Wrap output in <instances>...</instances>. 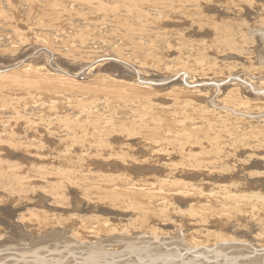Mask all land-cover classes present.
I'll list each match as a JSON object with an SVG mask.
<instances>
[{
  "label": "bare ground",
  "instance_id": "bare-ground-1",
  "mask_svg": "<svg viewBox=\"0 0 264 264\" xmlns=\"http://www.w3.org/2000/svg\"><path fill=\"white\" fill-rule=\"evenodd\" d=\"M14 1H17V0H0V7H2L3 9H5V10H11L12 11V9H11V3H13ZM21 1V5L23 6V7H27V8H29V7H31V9H35V8H32V6L34 5V1L36 2V0H20ZM50 1H52V0H50ZM37 2H40V1H37ZM43 2V1H42ZM42 2H41V4H42ZM53 2H54V0H53ZM55 2H56V0H55ZM57 2H59V1H57ZM56 2V3H57ZM60 2H61V0H60ZM64 5L65 4H68V5H71V6H73V7H75V9H77V7H85V9L87 8L88 10H89V14L88 13H86L85 15L83 14V15H79V14H81V13H79L78 15L80 16L78 19H77V23L78 22H80V24L82 25H86V26H90V27H92V29L94 28L95 29V27H96V25L98 24V27L97 28H99L100 27V30L101 29H103V28H107V27H105L106 25H109V23H110V20L113 22V21H117V18H119L120 16L121 17H123V18H125L126 19V17H130V18H128V20H129V22H131L130 24H132L133 25V20L135 21L136 19H137V21H139V20H144V21H146V22H148V20L150 21L151 20V22H149V23H152L154 20V24L152 23L151 24V27H152V25H154L155 26V24L156 23H158V22H160L159 21V19H162V18H160L159 17V19L157 20V22H156V19H155V17H156V15L158 14L159 15V13L160 14H162V16H164V17H166V18H168V17H172V21L174 20V24L173 23H171L170 22V24H167V23H163L165 26H164V30H165V27L167 26L168 28H169V26H171V24H172V26L175 28V30L174 29H171L170 31H172V30H174V37H172L173 36V34H170V35H172V36H170V37H172L170 40H172L173 42L172 43H174V46H171V44L169 43L170 42V40H169V42H168V39L170 38H168V37H166L167 36V34H166V32H165V34H166V36H164V34L163 33H161V31L160 30H158L157 28H158V25L157 26H153V30L156 28L157 30H158V33L157 32H152V31H150V32H152L154 35L153 36H156V39H158L159 40V38L161 39L160 40V44H161V46H163V47H166L165 48V50L163 51V52H165L166 54H170V55H173V56H175V55H177L176 57H172V59L174 60V61H176V59H178V61L177 62H175V64H174V62H173V60L172 59H170V62L171 63H168L166 66H162V65H160V66H162L163 68H164V70L161 72V73H159L158 75L159 76H157L156 74H153L152 76L153 77H155V76H157L159 79H157V77H155V79L156 80H154V79H147V77H145V75H143L146 79H143V78H138V81H135V82H138L139 83V79H143L144 80V82L145 81H152V83L154 84V83H158V84H160L159 86L156 84V86H157V89H158V92H160V93H157V95H155V97L156 96H159V97H164L165 98V100H170V103H171V101H172V105L171 104H169V102H168V104L169 105H166L165 103H166V101H165V105H163V104H160V106L158 107L159 108V111L161 112V114H163V116H165V118L167 119V121L169 122V124L168 125H170L171 127H173V128H177V126L179 127V128H181L180 129V133L178 132V134H177V137H176V134H175V139L174 140H172L171 142H166L167 144H161L162 146H164V147H169V145H171L173 148H175L176 150H178L179 152L177 153V154H175V155H179L181 158H183L184 159V162H185V165H182L183 167H188V168H190V169H184L183 167H182V169H180V166L178 165V166H176V165H169V164H166V163H164L165 165H167L168 166V169L166 170L167 172H168V176L167 177H163V179L161 178V180H159V181H155L156 182V184H153V183H149V184H145L144 185V187H147V188H141V187H143V186H141V187H139L138 189L137 188H135L134 187V185H131V186H133L134 187V191H136L137 192V194H135L137 197H138V199H136V203L135 204H132V205H130V203L133 201V200H135V199H133L131 202H128L129 203V205L128 206H133V210H129L130 212L131 211H133L134 213H131V214H139V215H141V219L140 220H138L137 218H139L138 216L137 217H135L134 216V219H132V218H130L129 220H127V221H131V223H130V229H132L131 227H133V226H135V224H136V227H133V229L132 230H130V231H128L127 229H124V228H126V226H127V223H125L126 225H125V227L123 228L122 227V229L121 228H118V227H116L115 226V224H117V223H115V224H113L112 223V219L114 220V219H117L116 218V216H118V218L119 217H124V219L127 217V215H125L124 214V212H123V214L122 213H120V212H117V211H115V212H108L107 210H105V208L104 209H102L101 207L98 209V210H96L97 208H93V207H90L89 205H90V203L88 204V207L89 208H85L84 206H81V204H79L80 202H77V194L75 193V192H77L78 190L76 189V186H75V190H77V191H75V190H72L71 189V196L70 197H67V198H70L71 199V207L68 205V207H69V209H72L71 211L72 212H74L73 214H71V217H69V218H67V221H66V223L64 224V228H63V232L65 233V236L67 235V232L69 231V229L70 228H73V230H74V228L77 226V224H78V222L76 221V220H81V227H82V232H83V237L80 235V234H78V235H80L81 237L79 238V239H77V237L76 236H74V238H73V240L72 241H67L68 242V244L70 245V244H72V245H75V246H78L79 248V251L78 252H81V254H79L78 256H83V259H82V262L83 263H88V264H107L108 262H105V258H104V254H109V252L110 251H106L107 250V248H106V246L105 245H103L104 243H109V242H111V243H113V244H115V245H119L120 246V244L122 245V246H124L125 248H124V250L126 249H128V250H130V254H132L133 255V253H135V255H137V259L135 258H133L135 261H137L138 262V264H142L143 263V261L142 262H140V260H143V259H147L148 260V263H145V262H147V260H144L145 262V264H162V262L165 260H167L168 259V261H169V258H168V256H172V257H174V259L176 258V259H181L180 260V264H195L196 262L195 261H197V259L198 258H201L200 256H202V258H208V255H210V254H213V255H210V256H212V258H214L215 260H216V263L215 264H234V263H236L237 264V261H238V259H240L239 257H241V258H243L242 256H248L249 258H250V255L252 256V254H254L256 251H253V250H258V251H262V253H257V254H254L255 256H254V258H253V256L251 257V259H249V260H247V261H245L246 263H251V262H255V260H257L256 262L257 263H259L260 264V262H261V264H264V253H263V251H264V193H262V192H258V191H253V190H256V189H259L258 187H260L262 190H264V154H262V149H263V147H264V0H240V1H238V3L236 4V5H234V6H232V7H228V5L230 4V2H229V0H64ZM52 3V2H51ZM40 4V3H39ZM59 4V3H58ZM61 4V3H60ZM59 4V5H60ZM67 5V6H68ZM46 7L48 6V4H46L45 5ZM63 6V5H62ZM219 6H221V7H219ZM40 7H41V5H40ZM50 7V6H49ZM55 7V9L53 10L54 11V15H57L58 16V18H60V19H65L67 16V19L68 18H73V16L72 15H70L72 12H71V10H74L72 7H70V8H72L71 10H70V12L71 13H66L65 11V13H62V7H61V5H60V7H58V6H54ZM53 7V8H54ZM64 7V6H63ZM68 7V8H69ZM227 7V11L225 10V8ZM8 8V9H7ZM37 8H38V6H37ZM36 8V9H37ZM43 8V7H42ZM65 8V7H64ZM69 8V9H70ZM66 9V8H65ZM47 10H49V8L47 9ZM78 10V9H77ZM82 10V9H81ZM44 11V10H43ZM43 11H41V13L43 12ZM52 10L50 11V12H53ZM69 11V10H68ZM67 11V12H68ZM13 13H15L16 11L15 10H13L12 11ZM26 13H27V10L25 11ZM29 12V11H28ZM73 12H75V10L73 11ZM205 12H208L210 15H204V13ZM5 12L4 11H2L1 9H0V33H3V34H5V35H9V37H10V35H11V37L10 38H8V36H7V38L5 39V38H3V39H0V60H2V62H4V63H9V62H12L13 64H12V66H5L4 64H0V97L1 96H3L4 98H7L8 100H10L13 96H20V97H17L15 100H16V102H15V104H17V103H19V106H20V104L21 105H23L20 109H23L24 111L26 110V105H28V110L29 111H31L30 113H32V111L33 112H37V111H39L40 109V111H39V113L43 110V109H47V110H51L50 112H52V111H57V109L59 108V106L60 107H62V105H63V108H62V110L63 109H68V107H66V108H64V104H65V102H64V104L62 103V101H61V103H60V101H58L57 103L55 102V100L54 99H51V98H48L49 99V101H48V99H47V102H49V104H48V106H46L45 107V105L43 104L44 102L42 101V102H40L41 104L39 105V104H36V96L37 95H39V94H41V93H43V92H45L46 94H50L51 96H54V94H56V93H54V89H56V88H60V89H64V88H66V89H73V90H78V91H80L81 89L83 90L84 89V84H83V86H82V84L80 83V82H77V80H75L74 78H70V77H66L65 75L66 74H63V76H61V75H58V73L57 72H54V71H48L49 69H47V67L45 66L46 65V63L44 64V66L46 67H44V66H38V64L35 66V64H34V62H35V60H34V56H32L33 57V59L31 60V61H29V62H25L24 60H22V61H24L23 63H20V59L21 58H23V57H25L26 55V53H28L29 51H30V49L27 51V52H23V49L25 48V49H28L29 47L28 46H30V45H28L27 46V42L28 41H26L27 39L26 38H24V35L25 34H29L32 30H31V27L30 28H28L27 26H28V24L26 25V23L28 22V20H27V22L26 23H23V20H22V22L20 21H17L16 20V18H13V19H15L14 21L10 18V16L11 15H7L6 13L4 14ZM12 13V14H13ZM23 13V12H22ZM78 13V12H77ZM11 14V13H10ZM49 14V13H48ZM97 15L98 17H99V19H98V21H94V22H89V20H92L91 18V16H93V15ZM14 15V14H13ZM17 14H15V16H16ZM19 15H21V13L19 12ZM35 15V14H34ZM45 15V14H44ZM43 15V16H44ZM23 16V15H22ZM36 16V15H35ZM42 16V18H44ZM46 16H48V15H46ZM56 16V17H57ZM159 16H161V15H159ZM202 16H203V18H202ZM26 17V16H25ZM29 17V16H28ZM49 17V16H48ZM63 17V18H62ZM74 17H76V16H74ZM78 17V16H77ZM89 17V18H88ZM174 17V18H173ZM38 18V17H37ZM36 18V19H37ZM46 18V17H45ZM44 18V19H45ZM50 18V17H49ZM97 18V17H96ZM133 18V19H132ZM165 18V19H166ZM28 19V18H27ZM56 19V18H55ZM67 19H66V21H67ZM115 19V20H114ZM120 19V18H119ZM124 19V20H125ZM139 19V20H138ZM164 19V20H165ZM50 20V19H49ZM95 20V19H94ZM128 20H127V23H128ZM153 20V21H152ZM161 21V23H160V25L162 24V22H166V21ZM57 21V20H56ZM143 21V22H144ZM50 22V21H49ZM54 22V21H53ZM61 22H62V20H61ZM70 22V21H69ZM141 22V21H140ZM139 22V23H140ZM146 22H145V24H146ZM40 23V22H39ZM63 23V22H62ZM61 23V24H62ZM115 23V22H114ZM113 23V24H114ZM118 23V22H117ZM122 23H124L123 21H122ZM142 23V22H141ZM33 24V23H32ZM38 24V23H37ZM112 24V23H111ZM126 24V23H125ZM130 24H129V26H130ZM163 24H162V26H163ZM34 25V24H33ZM74 25V24H73ZM79 25V24H78ZM116 25H119V23L118 24H116ZM141 25V24H140ZM147 25H149V24H147ZM36 26V25H35ZM40 26V25H39ZM54 26V25H53ZM65 26V25H64ZM67 26V25H66ZM65 26V27H66ZM70 26V25H69ZM112 26H115V24L114 25H112ZM111 26V27H112ZM124 26V25H123ZM135 27L137 26V25H134ZM143 26V25H142ZM146 26V25H145ZM145 26H143V27H145ZM150 26V25H149ZM25 28V34H24V30L23 29H19V28ZM41 27V26H40ZM51 27V26H50ZM74 27V26H73ZM73 27H72V29H73ZM80 27V26H79ZM79 27H76L77 29V31H78V28ZM109 27V26H108ZM116 27V26H115ZM115 27H112L111 29L113 30V28H115ZM117 27H119V26H117ZM131 27H133V26H131ZM151 27H148L149 28V30H150V28ZM46 28V27H45ZM48 28V27H47ZM57 28V27H56ZM71 28V27H70ZM83 28H86V27H84L83 26ZM110 28V27H109ZM109 28L107 29V31L109 30ZM121 27H119V29H120ZM147 28V27H146ZM159 28H161L160 26H159ZM163 28V27H162ZM32 29H34L33 28V26H32ZM41 29V28H40ZM44 29V28H43ZM50 29V28H49ZM54 29V28H53ZM57 29H59V28H57ZM72 29L70 30V31H72ZM80 29H82V28H80ZM79 29V30H80ZM93 29V30H94ZM111 29H110V31H111ZM123 29V28H122ZM121 29V30H122ZM135 28H132V30H134ZM141 29L144 31L145 29H143L142 27H141ZM19 30H23V32H20ZM28 30V31H27ZM51 30V29H50ZM117 30V29H116ZM119 31V30H117V33L118 32H121V33H123V32H126V31ZM124 30V29H123ZM126 30V29H125ZM129 30V29H128ZM127 30V31H128ZM138 30H139V28H138ZM137 30V31H138ZM147 30V29H146ZM34 31V30H33ZM52 31V30H51ZM50 31V32H51ZM55 31H57V30H55ZM68 31V30H67ZM69 31V32H70ZM76 31V32H77ZM96 31H97V29H96ZM103 31H104V29H103ZM107 31L105 32V34L107 33ZM135 31V30H134ZM136 31V32H137ZM167 31V33H169V31L168 30H166ZM39 32V31H38ZM40 32H42V31H40ZM39 32V33H40ZM53 32V31H52ZM52 32L50 33V34H52ZM61 32V31H60ZM81 32H84V31H82L81 30ZM93 33H94V31H92ZM98 32V31H97ZM131 32V31H130ZM135 32V33H136ZM149 32V33H150ZM32 33V32H31ZM34 33V32H33ZM32 33V34H33ZM38 33V34H39ZM62 34L64 33V32H61ZM68 32H66L65 31V34H67ZM72 33H74V32H72ZM108 33H110V32H108ZM116 33V32H115ZM131 33H133V32H131ZM138 33V32H137ZM146 33H148V31L146 32ZM148 33V34H149ZM151 33V34H152ZM171 33V32H170ZM3 34H0L1 36L3 35ZM47 35H48V33H46ZM56 34V33H55ZM55 34H52V35H55ZM64 34V35H65ZM84 34V33H83ZM99 33H97V36H99L98 35ZM114 34V33H113ZM120 34V33H119ZM125 34V33H124ZM128 34H129V32H128ZM127 34V35H128ZM141 34V33H140ZM139 34V35H140ZM151 34H149V35H151ZM30 36H31V34H29ZM70 35H73V34H70ZM76 36H77V38H78V41H81V42H83V40H86L85 38H83V37H88L87 36V33L86 34H84V35H82L80 38L78 37V35H79V33H78V35H77V33L75 34ZM111 35V34H110ZM114 35H117V34H114ZM121 35H123V34H121ZM121 35L119 36L118 35V37H119V39H123V38H120L121 37ZM139 35H137V34H135V37H136V44H134L135 45V53H137L138 54V56H139V54L141 55V54H143V53H145L146 52V50L147 51H149V45H147V44H145L144 43V41H143V39L145 38V36L144 35H146V34H144V32H143V35H142V37L143 38H141ZM0 36V37H1ZM26 36V35H25ZM124 36H126V35H124ZM130 36L131 35H129V38H130ZM148 36V35H147ZM169 36V35H168ZM6 37V36H5ZM37 37V36H36ZM62 37V36H61ZM60 37V38H61ZM69 37V36H68ZM93 37V36H92ZM117 37V38H118ZM133 37V36H132ZM131 37V38H132ZM150 37V36H149ZM56 38H58L57 36H56ZM60 38H58V39H60ZM65 38V37H64ZM88 38H90V37H88ZM95 38H96V35H95ZM100 37H98V39H99ZM105 38V37H104ZM103 38V39H104ZM108 38V41H109V43H110V37H107ZM116 38V39H117ZM128 38V37H127ZM155 38V37H154ZM153 38V39H154ZM25 39V40H24ZM36 39V38H35ZM38 39V38H37ZM51 39V38H50ZM67 41H69V40H71L70 38H69V40H68V38H65ZM72 39H73V37H72ZM76 39V38H75ZM91 39V38H90ZM94 39V38H93ZM106 39V38H105ZM104 39V40H105ZM125 39V38H124ZM123 39V40H124ZM135 39V38H134ZM146 39H148V37L146 38ZM205 39V40H204ZM28 40H29V38H28ZM39 40V39H38ZM88 40V39H87ZM96 40V39H95ZM101 40V39H100ZM122 40V42L124 43V41ZM155 40V39H154ZM26 41V42H25ZM31 41V40H30ZM44 41V40H43ZM50 41V40H49ZM64 41V40H63ZM67 41H64L65 42V44L67 43ZM89 41V40H88ZM87 41V42H88ZM107 41V40H106ZM107 41V42H108ZM115 41V40H114ZM113 41V39H111V42H114ZM127 41V40H126ZM129 41V40H128ZM147 41H149V40H147ZM86 42V41H85ZM85 42H84V45H85ZM86 42V43H87ZM96 43H95V45H98V40L97 41H95ZM104 41H102V44H105V42L103 43ZM119 42H120V40H119ZM121 42V43H122ZM150 42V41H149ZM153 42V41H152ZM158 42H156V43H158ZM56 43V42H55ZM63 43V42H62ZM77 43V42H76ZM91 43H94V42H91ZM101 42L99 41V45H100V47H102V48H104L105 46L104 45H102V44H100ZM121 44L120 46H122V45H124V44ZM128 43V42H127ZM127 43H125L126 45H127ZM147 43V42H146ZM32 44V43H31ZM56 44H59V43H56ZM64 44V43H63ZM71 44V43H70ZM72 44H73V42H72ZM75 44V43H74ZM81 44V43H80ZM115 44V47L116 46H118V45H116V43H114ZM130 44H132V43H130ZM129 44V45H130ZM33 45H34V43H33ZM32 45V46H33ZM45 45V44H44ZM62 45V44H61ZM61 45H59V46H61ZM79 45V44H78ZM82 45H83V43H82ZM82 45H80V46H82ZM88 45V44H87ZM102 45V46H101ZM113 44H111L110 46H112ZM128 45V46H129ZM154 45V47L156 46V44H153ZM43 46V45H42ZM65 46V45H64ZM67 46V45H66ZM71 46V45H70ZM76 46H77V44H76ZM125 46V45H124ZM131 46V45H130ZM158 46H159V44H158ZM158 46H156V48L158 47ZM160 46V47H161ZM24 47V48H23ZM28 47V48H27ZM31 47V46H30ZM46 47V46H45ZM89 47V46H88ZM99 47V46H98ZM99 47V48H100ZM107 47H109L108 46V44H107ZM106 47V50L108 49ZM115 47H109L110 49L111 48H115ZM34 48H36V47H34ZM42 48H44V47H42ZM70 48V47H69ZM77 48V47H76ZM84 48V47H83ZM101 48V49H102ZM124 48V47H123ZM122 48V49H123ZM152 48H153V46H152ZM162 48V47H161ZM39 49V48H38ZM52 49V48H51ZM85 51H86V49H87V46H85ZM91 49V48H90ZM89 49V50H90ZM120 49H121V47H120ZM120 49H118V50H120ZM35 49H33V51H34ZM47 50V49H46ZM45 50V51H46ZM78 50H80V48H78ZM81 50H83V49H81ZM124 50V49H123ZM129 50V49H128ZM157 50H159L160 51V49H157ZM162 50V49H161ZM41 51V50H40ZM88 51V50H87ZM90 51H92V49L90 50ZM99 51H100V49H99ZM102 51V50H101ZM104 51V50H103ZM109 49H108V53H109ZM124 51H126V50H124ZM123 51V52H124ZM144 51V52H143ZM152 51V50H151ZM41 52H44L43 51V49H42V51ZM57 52V51H56ZM59 52V51H58ZM71 52V51H70ZM76 52V51H75ZM81 52V51H80ZM83 52V51H82ZM93 52V51H92ZM98 52V51H97ZM96 52V53H97ZM122 52V53H123ZM129 52H130V50H129ZM154 52H156V51H154ZM161 52V51H160ZM35 53H36V50H35ZM35 53H32L31 52V54H34V55H36ZM40 53V52H39ZM46 53V52H45ZM49 53V52H48ZM60 53V52H59ZM58 53V54H59ZM65 53V52H64ZM69 53V52H68ZM86 53V52H85ZM84 53V54H85ZM93 53H95V51L93 52ZM99 53V52H98ZM98 53H97V56H95V55H93V56H95L93 59L94 60H92V61H95V58H96V60L97 59H100V58H102V61H103V58H105V55H106V53L105 54H103L102 53V55H98ZM113 53V52H112ZM111 53V54H112ZM115 53V52H114ZM126 53V52H125ZM124 53V54H125ZM132 53V52H131ZM146 53H148V52H146ZM55 54V53H54ZM57 54V53H56ZM67 54V53H66ZM65 54V55H66ZM87 54H89V51H88V53ZM110 54V53H109ZM111 54H110V56L109 57H113V56H115L116 54H112L113 56H111ZM154 54V53H153ZM153 54H152V57H153ZM159 54V53H158ZM6 55H10L11 56V58H14L15 57V59L14 60H12L11 58H8V57H5ZM25 55V56H24ZM38 55V54H37ZM37 55L35 56V57H37ZM40 55V54H39ZM45 55H48V54H45ZM63 55V54H62ZM71 55H73V54H71ZM71 55H70V57H71ZM136 55V54H135ZM144 55V54H143ZM157 55V54H156ZM160 55V54H159ZM28 56V55H27ZM26 56V57H27ZM41 56V55H40ZM54 56H56V55H54ZM69 56V55H68ZM117 56V55H116ZM116 56H115V58L113 57V59H116ZM142 56V55H141ZM140 56V57H141ZM166 56H168V55H165V57ZM25 57V58H26ZM29 57H30V54H29ZM28 57V59H26L27 61L30 59ZM47 56H43V58H46ZM50 57V56H49ZM63 57H65V56H63ZM74 57V56H73ZM91 57V56H90ZM130 57V56H129ZM154 57H155V55H154ZM162 57V56H161ZM159 58V59H163V58ZM171 57V56H170ZM48 58V57H47ZM46 58V59H47ZM58 58V57H57ZM56 58V59H57ZM122 58H123V56H122ZM121 57H117V59L120 61V62H123L124 64H127L128 62H125L124 61V59H122ZM143 58V57H142ZM156 58V57H155ZM37 59V58H36ZM40 59V58H39ZM49 59V58H48ZM48 59H47V61H48ZM109 59V58H108ZM112 58H110V60H113ZM134 59V58H133ZM141 59V58H140ZM139 59V60H140ZM148 59H151V57H149ZM154 59V58H153ZM52 60H54V58L52 59ZM52 60H51V62H52ZM59 60V59H58ZM57 60V61H58ZM65 60V59H64ZM89 60V59H88ZM117 60V61H118ZM136 60H138V59H136ZM168 60V59H167ZM46 61V60H45ZM60 61V60H59ZM62 61V60H61ZM86 61H87V59H86ZM91 61V58H90V60H89V62ZM99 61V60H98ZM107 61V60H106ZM116 61V62H117ZM118 61V62H119ZM149 61V60H148ZM151 61H152V59H151ZM150 61V62H151ZM161 61H164V60H161ZM169 61V60H168ZM63 62V61H62ZM61 62V63H62ZM65 62V61H64ZM85 62V61H84ZM101 62V61H100ZM111 62V61H110ZM115 62V61H114ZM136 62V61H135ZM149 62V63H150ZM154 62V61H153ZM53 63V62H52ZM55 63V62H54ZM53 63V64H54ZM57 63V62H56ZM60 63V62H59ZM60 63V64H61ZM87 63V62H86ZM85 63V64H86ZM96 63H98V62H96ZM95 63V64H96ZM103 63H105V62H103ZM103 63H102V65H103ZM113 63V62H112ZM52 64V65H53ZM94 64V65H95ZM99 64V63H98ZM119 64L120 63H118V66H119ZM128 64H130V63H128ZM155 64V63H154ZM169 64H171L170 66H168ZM2 65V66H1ZM54 65H56V64H54ZM65 65V64H64ZM87 65V64H86ZM97 65V64H96ZM109 65V64H108ZM116 65V64H115ZM134 69H135V65H132V64H130ZM142 65V64H141ZM148 65H150V64H148ZM147 65V66H148ZM175 67V69L174 68H172L173 66ZM57 66H59V65H57ZM57 66H54V67H57ZM61 66H63V63H62V65ZM85 66V65H84ZM98 66V65H97ZM97 66H94L95 68H97ZM100 66V65H99ZM112 66L113 65H111V67L110 66H108V67H110V69L112 68ZM121 66V65H120ZM151 66H153L152 65V63H151ZM150 66V67H151ZM10 67H12L13 69L12 70H9L10 69ZM82 67H83V64H82ZM81 67V68H82ZM93 67V68H94ZM125 67V66H124ZM9 68V69H8ZM50 68V67H49ZM58 68V67H57ZM65 68V67H64ZM72 68V67H71ZM88 67H86V68H84L83 67V69H82V71L83 70H85V69H87ZM89 69V70H91V72H89V75L92 73V71H96V72H101V71H97L96 69ZM100 68H101V66H100ZM116 68V67H115ZM119 68H121V67H119ZM126 68V67H125ZM137 68H139V67H137ZM7 69H8V71H7ZM54 69V68H53ZM61 69V68H60ZM62 69H63V67H62ZM62 69H61V71H62ZM107 69H109V68H107ZM114 69V68H113ZM113 69H111L110 71H112ZM142 69V68H141ZM174 69V70H173ZM52 70V69H51ZM66 71H67V69H65ZM79 70H81V69H78V71ZM88 70V71H89ZM101 70V69H100ZM114 70H116V69H114ZM148 70H150V69H148ZM56 71V70H55ZM70 71V70H69ZM75 71H76V69H75ZM87 71V70H86ZM108 71V70H107ZM118 71V70H117ZM116 71V72H117ZM124 71V70H123ZM128 71H129V68H128ZM132 71V70H131ZM151 71V70H150ZM153 71V70H152ZM160 71V70H159ZM164 71H165V73H164ZM167 71V72H166ZM170 71V72H169ZM115 72V71H114ZM119 72V71H118ZM133 72H135V71H133ZM136 72H139V69H138V71H136ZM142 72V71H141ZM145 72H146V75H148L149 73H150V76H151V72H147L146 70H145ZM158 72V71H157ZM56 73V74H55ZM63 73V72H62ZM71 74H72V72H70ZM84 73V72H83ZM95 73V72H94ZM94 73L93 74H91V75H94ZM111 73V72H110ZM110 73H109V75H110ZM126 73H127V70H126ZM148 73V74H147ZM87 74V73H86ZM86 74H84V75H86ZM101 74H103V73H101ZM112 74H113V71H112ZM127 74H129V72L127 73ZM135 74H137V73H135ZM139 74V73H138ZM137 74V75H138ZM143 74H145L144 73V69H143ZM74 75H78L76 72L74 73ZM90 75V76H91ZM97 75V74H96ZM142 75V74H141ZM89 76V77H90ZM99 76H101V75H99ZM103 76H105V75H103ZM102 76V79L100 80L101 82H103L102 84L103 85H108L109 87H111V88H107L108 90H106V89H100V90H98V92H96V93H92V94H94V95H96L97 94V96H96V98L94 99V101L92 102V103H88V101L87 100H84V99H82V96H80L79 97V100L77 101L76 100V97H75V100H76V102L74 101V104H70V106L72 105V107H75L76 108V106H78L79 108L80 107H82V108H85L86 109V107H88L87 109H89V111H87V114H85L86 116L88 115V114H90L91 115V111L90 110H92V109H95L96 107L97 108H102V106H104V104H105V107H103V108H106V106H107V103H111V109H112V107H113V110L115 111V105H116V107L117 106H119L121 109H122V107H124V106H128V105H130L129 103L131 102V100L129 101V95L131 96V95H134L135 93H136V90L135 89H133L132 88V85H135V84H132V82H134V81H132L131 83H130V81H129V79H122L121 78V80H120V78L119 79H114V78H117L115 75H112V77H114L113 79L111 78H107V76L106 77H103ZM120 76H122V75H120ZM119 76V77H120ZM124 76H125V74H124ZM128 76V75H127ZM176 76H179V78L178 79H176L175 81H173L174 83L173 84H163V83H166V81L167 80H172L173 78H175ZM88 77V76H87ZM94 77H98V76H95L94 75ZM123 77V76H122ZM131 77L132 76H130V80H131ZM141 77V76H140ZM78 78H79V76H78ZM85 78V77H84ZM91 78V77H90ZM99 78V77H98ZM124 78H126V77H124ZM86 79V78H85ZM84 79V80H85ZM88 79V78H87ZM132 79L134 80V78L132 77ZM81 80V79H80ZM125 80H127V81H125ZM142 80V81H143ZM88 81V80H87ZM90 81H92V80H90ZM82 82V81H81ZM141 82V81H140ZM79 83V84H78ZM84 83H86V82H84ZM138 83H136V85L138 84ZM172 83V82H171ZM141 84H143L142 82H141ZM140 84V85H141ZM102 85V86H103ZM135 85V86H136ZM150 85V84H149ZM86 86V85H85ZM88 86V85H87ZM134 87V86H133ZM105 88V87H104ZM148 88H150V90H151V87H149L148 86ZM156 88V87H155ZM138 89V88H137ZM141 89H142V87H141ZM153 91V90H152ZM155 91V90H154ZM153 91V92H154ZM69 92V91H68ZM92 92V91H91ZM157 92V91H156ZM162 92H165V94L164 95H162ZM64 94V93H63ZM156 94V93H155ZM183 94H187V95H189L190 96V98H194L195 100H190V99H183L182 98V95ZM62 94H59V95H55V96H60L62 99H63V96H61ZM81 95V94H80ZM99 95V96H98ZM24 96V97H23ZM65 96H68L67 95V91H66V94H64V97ZM78 96V95H77ZM84 96H86V95H84ZM83 96V98H85ZM2 97V98H3ZM11 97V98H10ZM15 97H13V98H15ZM39 97H40V95H39ZM43 96L41 95V97L40 98H42ZM69 97H71L70 96V94H69ZM68 97V98H69ZM87 97H89V96H87ZM98 97H101L102 99L101 100H103V102L101 103L100 102V99L98 98ZM2 98H0V109H2V111L0 110V115H1V112H3V110H5V109H3L2 107H7L6 108V113L7 114H9V113H11V110L13 111L14 109L13 108H16L15 106L13 107V104H12V102H10L9 103V101L7 102L6 101V99H2ZM10 98V99H9ZM13 98L11 99V100H13ZM40 98H37L38 100L40 99ZM56 98V97H55ZM78 98V97H77ZM104 98V99H103ZM157 98V97H156ZM211 98H215L213 101H212V104H213V106L212 107H214V105H215V108L214 109H212V110H209V108L210 107H207L206 105L208 104V103H206V105H202L203 104V102H207L208 100H210ZM44 99V98H43ZM66 100H70V98L69 99H67V97L65 98ZM65 99H63V101L65 100ZM72 99V98H71ZM80 99H82V100H80ZM106 99V100H105ZM6 102H5V101ZM10 100V101H11ZM27 100H32L31 101V103H29V101H27ZM50 100H54V101H50ZM60 100V99H59ZM145 100H147V99H145ZM155 100V99H154ZM160 100H162V99H160ZM216 100V101H215ZM18 101V102H17ZM85 101H87V103L85 102ZM143 102H144V100H142ZM67 102V101H66ZM70 102V101H69ZM71 102H72V100H71ZM70 102V103H71ZM90 102V101H89ZM138 101H136L135 102V104L137 103ZM140 102V101H139ZM138 102V104H139V109H141V104H143L142 102H140L139 103ZM145 102H147V103H144L145 105L147 104V106H148V108H147V110L145 111V112H143L141 115L144 117V119H146V116H150V117H148V119L149 118H153V115L155 114V113H153V111L155 110L154 108H155V106H153V105H155L156 103H158V102H156L155 104L154 103H152L153 105H151V104H148L149 102L148 101H145ZM160 102V101H159ZM10 104L9 105V107H8V105H6V104ZM34 104V105H29V104ZM38 103V102H37ZM177 103H180V110L182 111V112H177L176 111V109H177V107H176V109H175V111L172 109V107H173V105H176ZM210 103V102H209ZM215 103V104H214ZM103 104V105H102ZM118 104V105H117ZM126 104V105H125ZM131 104H133V103H131ZM134 104V108H135V105ZM137 104V105H138ZM211 104V105H212ZM38 105V106H37ZM66 105V104H65ZM67 105H69V103L67 104ZM76 105V106H75ZM102 105V106H101ZM157 105V104H156ZM17 106V105H16ZM109 106V105H108ZM130 106H132V105H130ZM45 107V108H44ZM72 107H71V109H72ZM129 107V106H128ZM127 107V108H128ZM152 107H154L153 109H152ZM8 108H9V110H8ZM25 108V109H24ZM70 108V107H69ZM109 107H107L106 109H108ZM115 108V109H114ZM129 108H131V107H129ZM128 108V109H129ZM134 108L132 107V111H129L130 113H132L133 112V110H134ZM143 108V107H142ZM191 108V110H189ZM11 109V110H10ZM135 109H137V108H135ZM22 110V111H23ZM27 110V111H28ZM109 110V109H108ZM117 110V109H116ZM144 110H145V108H144ZM143 110V111H144ZM157 110V109H156ZM8 111V112H7ZM26 111V112H27ZM64 111V110H63ZM97 111H102V109H98ZM103 111H105V110H103ZM119 111V110H118ZM126 111V110H125ZM190 111V112H189ZM21 112V111H20ZM65 112H67V111H65ZM88 112H91V113H88ZM99 112H97V113H95V111H94V114H96L95 116H97V114L99 113ZM110 112L112 113V111L110 110ZM156 112V111H155ZM22 113V112H21ZM20 113V114H21ZM39 113H37V115L39 114ZM42 113H44V112H42ZM56 113V112H55ZM55 113H53V115L55 114ZM61 113V112H60ZM73 113V112H72ZM72 113H69V114H72ZM83 113H85V110L83 111L82 110V114ZM115 113H116V111H115ZM128 113V112H127ZM139 112H137V114H138ZM157 113V112H156ZM19 114V115H20ZM33 114V113H32ZM47 114V113H46ZM81 114V113H80ZM100 114H104L103 112L102 113H100ZM123 113H121V115H122ZM129 114V113H128ZM135 114H136V111H135ZM192 114H196L197 115V117H193V115ZM24 115H26V117H27V119L24 117ZM24 115H22V116H19V117H17V119L15 118V120H13V121H10L11 123H10V125H14V126H20L21 128L23 127V129L25 130V132L26 133H28V134H30V135H28V140H30V138H29V136H31L32 135V137L34 136L35 137V134H36V132H38V127L40 126V132H41V134L40 133H38V134H40V136L42 135V128H43V126H42V124L43 123H41V122H43L44 120H42L41 118V116H40V114L38 115V117L41 119H37V117H35V119H28V118H31V117H28V115L29 114H27V113H25ZM31 115V114H30ZM29 115V116H30ZM36 115V116H37ZM43 115V114H42ZM73 115H75V113L73 114ZM72 115V116H73ZM77 115V114H76ZM79 115V114H78ZM89 115V118L90 117H94L93 115L92 116H90ZM115 115V114H114ZM113 115V116H114ZM117 115V114H116ZM118 115H119V113H118ZM120 115V116H121ZM131 115V117L133 116V114H130ZM180 115V117H178ZM12 116V115H11ZM34 116V115H33ZM57 116V113H56V115L55 116H53V118L51 119V116L49 117V120H48V122L50 123V121L51 120H54V122L56 123V125H58L57 123H59V121L61 122L62 121V123H65L67 120H66V118H65V120H63V118L65 117H63L62 118V116H61V120H57L59 117H57V118H55ZM66 116H68V114L66 115ZM81 116H83V115H81ZM100 116H102V115H100ZM110 116V115H109ZM112 116V115H111ZM110 116V117H111ZM112 116V117H113ZM127 116V115H126ZM137 117H138V115H136ZM142 116H140L139 118H140V120L142 119ZM47 117V116H46ZM46 117H45V121H46ZM74 117V116H73ZM85 116H83L82 118H84ZM103 118H105V119H108V118H110V117H108V118H106V117H104V116H102ZM101 117V118H102ZM118 117V116H117ZM122 117L125 119L126 117H124L123 115H122ZM122 117H118V118H122ZM130 117V116H129ZM134 117H135V115H134ZM137 117H135L134 119H136ZM157 119H156V118ZM154 118H153V120H159L158 119V117H157V115L155 116ZM177 117V118H176ZM182 117V118H181ZM193 117V118H192ZM13 117H11V119H12ZM33 118V117H32ZM48 118V117H47ZM70 118V117H69ZM78 118V117H77ZM76 118V120H78V119H81V118H78L77 119ZM86 118H88V116L87 117H85V120H86ZM115 118H116V116L113 118V120L115 121ZM123 118H122V121H124L123 120ZM138 118V119H139ZM172 118H174V119H172ZM181 118V119H180ZM10 119V120H11ZM14 119V118H13ZM67 119H68V117H67ZM74 119V118H73ZM99 119V118H98ZM104 119V120H105ZM111 120H112V118H110ZM129 119V118H128ZM127 119V120H128ZM132 119H133V117H132ZM132 119H129V120H132ZM133 119V120H134ZM138 119H136V120H138ZM144 119H142L141 121H142V123H143V120ZM161 119V118H160ZM170 119H172L173 121L171 122V120ZM39 120V121H38ZM72 120V119H71ZM75 120V119H74ZM73 120V121H74ZM84 120V119H83ZM109 120V119H108ZM111 120H109V121H111ZM112 120V121H113ZM126 119H125V121H127ZM136 120H134V121H136ZM140 120H139V122H140ZM162 120V119H161ZM160 120V122L162 123V121ZM18 121H20V122H18ZM41 121V122H40ZM44 121V122H45ZM64 121V122H63ZM72 121V122H73ZM88 121V120H87ZM96 121H98V120H96ZM109 121H105V122H109ZM113 121V122H114ZM122 121H118L117 122V124H118V126H116V124H115V127H117V130L116 131H118L119 132V134L122 136V137H120V139H121V143H122V141L125 139V140H128L129 139V137L131 138V136L132 135H134L135 136V134H136V130H134L135 131V134L133 133V131H125L124 130V128H123V123H122ZM149 121H150V119H149ZM144 122V127H146L145 125H147V124H145V123H150V122ZM40 122V123H39ZM51 122H53V121H51ZM69 122H71V121H69ZM76 122H79V121H76ZM103 122V121H102ZM132 122V121H131ZM155 122V123H154ZM152 124V126L149 124L148 125V129L146 128L145 129V131H144V129H142V127L138 130V132L142 129V131H143V134H140L141 135V137H142V135H144V133H147V134H149V135H155V133L156 132H158V131H160V130H162L161 128H160V126H159V124H161L160 122H159V124H158V122H157V125H156V121H154ZM165 122V121H164ZM9 123V122H8ZM47 123V122H46ZM45 123V125L44 126H46L47 127V125L49 124V123H47L46 124ZM54 123V124H55ZM74 123V122H73ZM89 123V122H88ZM100 124H102L101 123V121L99 122ZM104 123V122H103ZM112 123V122H111ZM137 123V122H136ZM4 124H5V122H4ZM3 124V125H4ZM82 123H80V125H81ZM94 125V122L93 123H91V125ZM97 124V123H96ZM95 124V125H96ZM105 124V123H104ZM109 124V123H108ZM133 124V123H132ZM131 124V125H132ZM134 124H135V122H134ZM163 124V123H162ZM39 125V126H38ZM60 125H63V124H61L60 123ZM59 125V126H60ZM68 127H69V125H71V124H66ZM66 125H64L65 127H66ZM77 125V124H76ZM80 125H77L78 127L80 126ZM83 125V124H82ZM103 125V124H102ZM101 125V126H102ZM114 125V124H113ZM130 125V126H131ZM137 125V124H136ZM139 125V124H138ZM50 126H51V123H50ZM73 126H75V124L73 125ZM77 126H75L74 128H73V130L74 131H76V128H77ZM84 126V125H83ZM88 125H86V127H87ZM90 126V125H89ZM100 126V125H99ZM110 126H111V124H110ZM134 126V125H133ZM150 126V127H149ZM5 127V126H4ZM4 127H3V129H4ZM19 127V128H20ZM53 127V126H52ZM52 127H50V128H52ZM64 127V128H65ZM71 127H72V125H71ZM71 127H69V129L71 128ZM85 127V126H84ZM83 127V128H84ZM91 127V126H90ZM97 127H98V125H97ZM97 127H94V128H97ZM103 127V126H102ZM101 127V128H102ZM107 127H108V125H107ZM114 127V126H113ZM113 127H112V129H113ZM137 127V126H136ZM167 127V126H166ZM5 128H7V127H5ZM20 128V129H21ZM80 128V127H79ZM83 128H81V130H83L82 131V137H83V141H84V143H85V141L87 140H89V138L90 139H94L95 138V140L94 141H96L97 142V139L99 138V137H96V136H94V135H92V136H89L88 134H87V132L83 129ZM99 128V127H98ZM100 128V129H101ZM105 128V127H104ZM103 128V131H104V133L102 134L101 133V131H99V135H101V137L102 136H104V134H105V139H107L108 137H109V129H104ZM131 128V127H130ZM129 128V129H130ZM138 128H139V126H138ZM189 128L191 129V130H189ZM19 129V130H20ZM47 129V128H46ZM61 128H59V130H60ZM66 129V128H65ZM64 129V130H65ZM111 129V130H112ZM116 129V128H115ZM126 129V128H125ZM170 129V128H169ZM16 130H18V129H16ZM48 130H49V128H48ZM47 130V132L48 133H50V131H48ZM57 130V129H56ZM72 130V131H73ZM79 129H77V131H78ZM93 130V129H92ZM95 130V129H94ZM98 129H96L95 131H97ZM114 130V129H113ZM176 130V129H175ZM177 130H178V128H177ZM4 131L6 132V131H8V130H5L4 129ZM45 131V130H44ZM94 131V132H95ZM141 131V132H142ZM11 132V131H10ZM18 132V131H17ZM16 132V133H17ZM20 132H22V131H20ZM19 132V133H20ZM57 132V131H56ZM63 132V131H62ZM67 132H69L68 131V128H67ZM66 132V133H67ZM15 133V135H17ZM44 133V132H43ZM53 133V132H52ZM60 133H61V131H60ZM65 133V132H64ZM74 133V132H73ZM97 133V132H96ZM1 134L2 135H4V138H1V137H3V136H1L0 137V145H1V142L3 141L4 143L6 142V144L5 145H8L9 146V148H11L12 149V151L13 152H11V154H9L10 156H12V157H14V156H18V159H20V161L21 162H23V161H26V159H27V157H30V156H35L34 158L35 159H37L39 156V153L38 152H36L37 151V149H40L39 148V145H41V144H39V140H37V139H35V138H33V140H32V142L33 143H31V140H30V142H28L27 143V145H25V144H23L22 142L21 143H19V141H22L21 139L18 141V139L21 137L20 135V137H17L18 139H17V141H16V136H15V138L12 136L14 133H12V135H10V133H5V134H3V132H1ZM25 134V133H24ZM47 134V133H46ZM98 134V133H97ZM52 135V134H51ZM60 135V134H59ZM62 135H64L65 136V134H62L61 133V135L60 136H62ZM72 136L73 137V135L72 134H68V136L67 137H69V136ZM78 135H80V134H78ZM25 136V135H24ZM39 136V135H38ZM46 136H50V135H46ZM45 136V137H46ZM59 136V137H60ZM70 136V137H71ZM76 137H77V135H75ZM94 136V137H93ZM112 136V135H111ZM145 136H147L146 134H145ZM26 137V136H25ZM24 137V138H25ZM71 137V138H72ZM76 137H75V139H76ZM79 137V136H78ZM117 137V135L115 136V141H117L118 142V139L116 138ZM136 137V136H135ZM140 137V136H139ZM42 138H44V136L42 137ZM64 138V137H63ZM97 138V139H96ZM103 138V139H104ZM137 138V137H136ZM46 139V138H45ZM44 139V140H45ZM50 139V141H51V138H49ZM60 139V138H59ZM62 139V138H61ZM68 139V138H67ZM78 139V138H77ZM104 139V140H105ZM119 139V140H120ZM138 139V138H137ZM140 139V138H139ZM154 139V138H153ZM27 140V141H28ZM80 140V139H79ZM108 140H109V138H108ZM165 140V139H164ZM41 141H43V140H41ZM86 141V142H87ZM93 141V140H92ZM100 141H102V140H100ZM107 141V140H106ZM106 141H104V142H106ZM142 141V140H141ZM149 141H153L152 139L151 140H149ZM156 141V140H155ZM155 141L153 142V146L154 147H157L156 146V144L157 143H155ZM178 141L180 142V143H178ZM203 141H205V146L206 147H208L209 149H210V151L208 152V155H205V156H207V158H209L208 160H205V159H202L201 157H199L200 156V153H201V151L200 152H197V151H194V153H191L190 152V150H189V153L188 154H185L184 153V155L183 156H181L179 153H182V151L184 150V148L185 147H190V148H193V145L194 144H197V146L199 147V149L200 150H205V148L204 147H202V143H203ZM2 142V143H3ZM15 142V143H14ZM23 142H24V140H23ZM45 142V141H44ZM43 142V143H44ZM48 142V141H47ZM54 142V141H53ZM53 142H48L49 144H51V143H53ZM60 142H62V140H60ZM65 142H66V139H64V141H63V143H62V145H64L65 144ZM69 142H71L72 143V141H69ZM73 142H77L76 140L75 141H73ZM104 142H103V144H104ZM111 142V141H110ZM109 142V143H110ZM128 142V141H127ZM29 143H31V144H29ZM41 143V142H40ZM98 143H101V142H98ZM108 143V142H107ZM106 143V144H107ZM115 144H116V142H114ZM145 143H146V141H145ZM159 143H160V141H159ZM87 144V143H86ZM89 144V143H88ZM91 144V143H90ZM111 144V143H110ZM109 144V145H110ZM125 144V143H124ZM45 145V144H44ZM52 145V144H51ZM54 145V144H53ZM66 145H69V143L68 144H66ZM76 145V144H75ZM94 146V144H91V146ZM109 145H105L106 147L108 146V148H109ZM111 145H113V144H111ZM110 145V146H111ZM118 145H119V143H118ZM127 145H128V143H127ZM127 145H125V146H127ZM151 145V144H150ZM74 146V145H73ZM81 146H84V145H81ZM80 146V147H81ZM92 146V147H93ZM100 146V144L97 146V148L95 149V148H93V150L95 149L96 150V152L94 153V154H96V158H98V157H102V159H103V157L106 155V156H111L110 157V159H114V157H112V154L110 153V154H108L107 152H104L105 154H103L102 152H100L99 150H101V149H99L98 147ZM131 146V145H130ZM7 147V146H6ZM45 147V146H44ZM43 147V148H44ZM68 148H69V150L71 149L72 150V147L71 146H67ZM71 147V148H70ZM148 148H150L151 150L150 151H153L154 150V148L153 147H149V146H147ZM218 147H220V149H222V148H224V150H226V152H224L225 153V157H223L222 156V153L219 151V149H217ZM3 148V147H2ZM2 148H0V150H2ZM51 148V147H50ZM65 148V147H64ZM67 148V149H68ZM83 148V147H82ZM130 148V147H129ZM110 149V148H109ZM111 149H112V147H111ZM50 150V149H49ZM77 150H78V148H77ZM89 150H90V148H89ZM92 149L90 150V151H93ZM94 150V151H95ZM104 150H105V148H104ZM233 150V153H231V154H233V157L236 155L238 158H232V159H229V157L231 156V154H230V152ZM5 152H6V150H4ZM16 151V152H15ZM68 151V150H67ZM86 151H88V150H86ZM86 151L84 152V153H86ZM89 151V152H90ZM101 151H103V150H101ZM113 151V150H112ZM199 151V150H198ZM5 152H3V153H5ZM10 152V151H9ZM8 152V153H9ZM71 152V151H70ZM70 152L68 151V153H63V154H70ZM75 152V151H74ZM79 152V151H78ZM116 152V151H115ZM123 152V154H124V156L125 155H127V154H125L124 152L125 151H122ZM121 152V153H122ZM197 152V153H196ZM203 152V151H202ZM207 151L205 150V153H206ZM8 153H6V154H8ZM35 153V154H34ZM54 153V152H53ZM84 153L81 155V156H83L84 155ZM114 153V152H113ZM116 153H118V152H116ZM120 152H119V154H121ZM142 153V152H141ZM141 153L139 154V156L141 155ZM29 156H28V155ZM34 154V155H33ZM63 154H61V155H63ZM73 154H75V153H73ZM77 154V153H76ZM79 154V153H78ZM87 154V153H86ZM207 154V153H206ZM88 155V154H87ZM86 155V156H87ZM138 155V154H137ZM137 155H134V156H136L137 157ZM144 155V154H143ZM142 155V156H143ZM155 154H153L152 156H154ZM201 155H203V154H201ZM240 155H245L244 157H239ZM66 156V155H65ZM65 156H62V157H65ZM78 156V155H77ZM77 156H75V158L77 157ZM80 155L78 156V157H81ZM90 156V155H89ZM88 156V157H89ZM123 156V157H124ZM133 156V157H134ZM184 156H186V158H184ZM209 156V157H208ZM68 157H69V155H68ZM71 157V156H70ZM68 158L69 160L70 159H72V158ZM74 157V156H73ZM95 157V156H94ZM122 157V158H123ZM128 157V156H127ZM126 157V158H127ZM131 157V156H130ZM129 157V158H130ZM197 157V158H196ZM198 157L199 158H201V159H198ZM202 157H204V156H202ZM1 158V157H0ZM11 158V157H10ZM16 158V157H15ZM14 158V159H15ZM95 158V159H96ZM105 158V157H104ZM107 158V157H106ZM125 158V157H124ZM125 158V159H126ZM132 158V157H131ZM146 158V157H145ZM161 157H158V159H160ZM2 159V158H1ZM11 159H13V158H11ZM13 159V160H14ZM56 159V158H55ZM67 159V158H66ZM78 159V161L76 162V163H81L82 162V159L81 158H76V160ZM85 159V158H84ZM153 159V158H152ZM226 159H229V160H226ZM10 160V159H9ZM15 160H17V159H15ZM33 160V159H32ZM40 160V159H39ZM68 160V161H69ZM87 160H89V158L87 159ZM97 160V159H96ZM104 160V159H103ZM106 160V159H105ZM140 160H142V159H140ZM1 161V160H0ZM5 161V160H4ZM3 161V163L6 165V168H7V164L5 163V162H7L8 161V159H6V161L4 162ZM10 161H12V160H10ZM10 161H9V163H10ZM30 161H31V159H30ZM29 161V162H30ZM37 161V160H36ZM55 161V160H54ZM66 161V160H65ZM72 161H74L73 159L71 160V162L70 163H72ZM93 161V156H92V158H91V160H90V163ZM98 161V160H97ZM129 161V160H128ZM155 161V160H154ZM198 161V162H197ZM16 162H18V160L16 161ZM53 162V161H52ZM57 162V161H56ZM56 162H54V164L56 163ZM94 162V161H93ZM102 162H106V161H102ZM108 162V161H107ZM126 162V161H125ZM134 162V159H133V161H132V163ZM151 162V161H150ZM157 162V161H156ZM1 163H2V161H1ZM0 163V164H1ZM19 164H20V162H18ZM17 163V165L19 166V164ZM33 163H35V161L33 162ZM36 163H39V161L38 162H36ZM48 163V162H47ZM98 163V162H97ZM96 163V161H95V164H97ZM119 164H120V162H118ZM118 163H116L117 165H118ZM168 163V162H167ZM11 164V163H10ZM27 163H25L24 165L25 166H27L26 165ZM30 164H32L31 162H30ZM49 164V163H48ZM54 164H53V166H54ZM74 164H75V162H74ZM99 164V163H98ZM105 164H107V163H105ZM105 164H103L105 167L107 166L108 167V165H109V163L107 164V165H105ZM113 164V163H112ZM123 164V163H122ZM134 164H136L135 162H134ZM151 164H152V162H151ZM1 165H3V164H1ZM4 165V166H5ZM9 165V164H8ZM16 164L14 163V164H11V165H9L8 166V168H11V169H16V166H15ZM22 165H23V163H22ZM23 165V166H24ZM40 165V164H39ZM56 165V164H55ZM61 165H62V163H61ZM68 165V164H67ZM70 165V164H69ZM73 165V164H72ZM85 165V164H84ZM93 165V166H92ZM92 167L94 168V163H92ZM99 165H101V166H103L102 164H99ZM114 166H112V167H115V162H114V164H113ZM117 165H116V168H118V167H120L119 165H118V167H117ZM138 165H142L141 163H138ZM147 165V164H146ZM4 166H1V169H2V167H4ZM38 165H36V167H37ZM45 166V165H44ZM59 166V165H58ZM57 166V167H58ZM65 166V165H64ZM78 166V165H77ZM76 166V167H77ZM81 166V165H80ZM80 166H78V167H80ZM82 166H83V164H82ZM81 166V167H82ZM87 166H89L88 164H86L85 165V167L83 168V170L85 169V168H87ZM101 166H98V167H101ZM103 166V167H104ZM123 166V165H122ZM122 166H121V168H122ZM129 165H125V167H124V169L126 168V167H128ZM143 166H145V165H143ZM153 166V165H152ZM19 167H22V166H19ZM31 167V166H30ZM34 165H32V167H31V169H33V171L35 170L34 168ZM56 167V166H55ZM63 167V166H62ZM62 167H60V170H61V168ZM66 167V166H65ZM69 167V166H68ZM74 167H75V165H74ZM80 167V168H81ZM110 167V166H109ZM129 167H131V166H129ZM132 167H133V165H132ZM164 167V166H163ZM29 168V167H28ZM38 168H40V167H38ZM43 168V167H42ZM41 168V169H42ZM45 168V167H44ZM50 168H53V167H51L50 166ZM49 168V169H50ZM102 168V167H101ZM111 168V167H110ZM136 169L135 170H137V166L135 167ZM140 168H142V167H140ZM139 168V169H140ZM146 169V168H149L148 166L146 167H143L142 169H141V171L143 170V169ZM165 168V167H164ZM0 169V171L1 172H3L2 170ZM11 169H8V171H11ZM17 169H18V167H17ZM22 169V168H21ZM30 169V170H31ZM59 169V168H58ZM65 168H63L62 169V172H60V170H56L57 172H58V174L59 173H61L62 175H63V171H65L66 172V175H65V178H66V176H69V178L71 179L72 177H73V179H75L74 177H76V176H74L75 174H76V171H74L75 173H72L71 174V171L72 170H76V168H72V170L70 171V174H67V171H68V168H67V170H64ZM92 169V168H91ZM95 169H96V167H95ZM98 169V168H97ZM104 168H102L101 170H103ZM119 169V168H118ZM123 169V168H122ZM121 169V170H122ZM123 169V170H124ZM152 168H150V171H155V170H151ZM201 169V171H203V172H198L199 170ZM4 170V172L5 173H7L6 172V170H5V168L3 169ZM12 170V171H13ZM23 170V169H22ZM37 170H39V169H37ZM46 170H47V168H46ZM69 170H70V168H69ZM94 170V169H93ZM110 170V169H109ZM116 170V169H115ZM122 170V171H123ZM130 170V169H129ZM129 170H127V172H129ZM133 170H134V168H133ZM233 170H236V172L234 173L233 172ZM18 173H15V174H18L16 177L17 178H19V175H20V170H16ZM26 171V170H25ZM28 171V170H27ZM32 171V170H31ZM42 171H43V169H42ZM53 171H55V170H53ZM52 170L51 171H49L51 174H52V172H53ZM77 171H78V168H77ZM79 171L81 172V169H79ZM86 171V170H85ZM106 171V170H105ZM113 171H114V168H113ZM121 171V172H122ZM125 171V170H124ZM131 171V170H130ZM148 171H149V169H148ZM148 171H146L147 173H148ZM210 171H216L217 172V174L218 175H208L207 173H205V172H210ZM3 172V173H4ZM29 172V171H28ZM28 172H26L27 174H28ZM36 172V171H35ZM40 172V171H39ZM39 172H37L38 173V175L40 174ZM73 172V171H72ZM79 172V173H80ZM91 172V171H90ZM109 172V171H108ZM139 172V171H138ZM138 172L136 173V174H138ZM143 172V171H142ZM142 172H140V173H142ZM145 172V171H144ZM1 174L0 175V183H2L1 181L3 180V178L5 179L6 178V174L4 173V174ZM25 173V174H26ZM50 173H49V176H50ZM55 173V172H54ZM69 173V172H68ZM86 172H84L83 173V171L80 173L81 175L82 174H85ZM89 173V172H88ZM88 173H86V174H88ZM117 172H115V174H116ZM131 173V172H130ZM139 173V174H140ZM151 173V172H150ZM153 173V172H152ZM160 173V172H159ZM162 173V172H161ZM160 173V174H161ZM166 173V172H165ZM8 174V173H7ZM12 174V173H11ZM22 174V173H21ZM24 174V175H25ZM26 174V175H27ZM30 174V173H29ZM33 173L31 172V174L30 175H32ZM35 174V173H34ZM60 174V175H61ZM65 174V173H64ZM89 174H91V173H89ZM106 175H107V173H105ZM105 174H98L97 173V176L98 175H100V176H102V178H104V177H108V179L109 180H107L106 182H109V183H117V182H119L120 180V177H119V175L118 174H116V175H118V177H119V181H117L116 180V177H114V178H111V177H113V173L111 174L110 173V176L108 175V176H106ZM114 174V175H115ZM131 174H133V172L131 173ZM138 174V175H139ZM144 174H146V173H144ZM197 174L198 175H203V176H206V177H208V178H214L215 180H217V181H222V182H219L220 184L217 186L216 185V187H217V190H219V194H221L220 195V197H221V201H219L217 204L219 205V207H215V208H218V209H215V208H213V207H211V208H209V206H207V208H205L204 207V209H202V210H204L205 212V215L203 214V215H201V214H198V212H194L193 210L195 209H192V212H190V211H188V212H183V211H185V210H182V211H178V214H183V215H185V216H187L186 218H190V217H192L195 221H200L201 220V222H202V224L203 225H201L202 226V231L201 230H199L200 231V234H201V232L202 233H206V234H203L202 235V237H204V239L206 240L205 242L203 241V242H199V243H197L196 244V246L195 247H193L192 246V244L194 243H192L191 245H189L188 243H186V241H184V238H180L178 235L180 234V231H179V234H178V231H176L175 230V227L174 226H169V224L168 223H164V221L161 219V214L157 211L158 210V207H162V205L164 204V203H166V199H167V197H166V195H164V196H162L161 194H159L158 192H162L163 191V188H167V190L170 192H167V193H169V194H171L173 197H177L176 199H178V200H182L181 198H182V196H180V195H183V196H186L184 193H187L188 192V190H184L183 188L184 187H186V186H189L187 183H185V182H183V181H180V180H176V179H174V177H178V176H181V177H185V178H195V176H197ZM13 175V174H12ZM25 175V176H26ZM36 175V174H35ZM47 175V174H46ZM45 174H44V176L43 177H45L46 176ZM57 175V174H56ZM77 175V174H76ZM133 175H135V174H133ZM132 175V176H133ZM154 175H156V174H154ZM167 175V174H166ZM240 175H242V176H240ZM11 176V175H10ZM15 176V175H14ZM13 176V177H14ZM21 176V175H20ZM24 176V177H25ZM70 176H72V177H70ZM83 176V175H82ZM92 176H93V174H92ZM96 176V177H97ZM100 176H98V177H100ZM135 176H137V175H135ZM153 176V175H152ZM12 177V178H13ZM16 177H14L13 179L11 178V179H9L10 181H9V183L11 184L12 183V185H13V182H14V184H15V182H17V180H16ZM23 177V178H24ZM27 177V176H26ZM33 177V176H32ZM34 177H36V176H34ZM33 177V178H34ZM58 177V176H57ZM87 177V181H90L89 179V177L88 176H86ZM94 177H95V175H94ZM93 177V178H94ZM160 177H162V176H159L158 178H160ZM243 177V178H242ZM262 177V178H261ZM54 178H56V176H54ZM53 178V179H54ZM78 177H76V179L73 181V179H71V182H69V183H71L70 185L72 186V183L73 184H77L78 182L76 181V180H78L77 179ZM84 179L83 177H80V179ZM89 178V179H88ZM92 178V177H91ZM101 178V177H100ZM122 178V177H121ZM135 178V177H134ZM133 178V179H134ZM137 178V177H136ZM153 178V177H152ZM155 178H157V177H155ZM27 179H30V177L29 178H27ZM27 179H25V180H27ZM40 179H42V177L40 178ZM40 179L38 180L37 179V181H40ZM44 179V178H43ZM59 179H61L60 177H59ZM62 179H63V177H62ZM70 179L68 180V177H67V181H70ZM80 179H79V181H80ZM81 179V180H82ZM96 179V178H95ZM132 179V180H133ZM183 179V178H182ZM243 179H248L247 180V183H244V187L246 188V190L245 191H243V193H242V190H241V188L240 187H242L240 184H239V182L238 181H240L241 182V180H243ZM14 180V181H13ZM16 180V181H15ZM32 180H36L35 178L34 179H32ZM32 180L31 181H29V182H32ZM85 180V179H84ZM91 180H93V179H91ZM103 180V182H105L104 181V179H102ZM116 180V181H115ZM125 180V179H124ZM128 181H127V183L129 182V179H127ZM153 180V179H152ZM155 180V179H154ZM193 180V179H192ZM227 180L228 181H230V182H227ZM249 180H251V181H249ZM8 181V180H7ZM11 181H13V182H11ZM28 181V180H27ZM73 181V182H72ZM75 181L77 182V183H75ZM95 181V180H94ZM246 181V180H245ZM255 181H260L259 182V184L257 185L256 183H255ZM5 182V181H4ZM3 182V186H4V189L3 190H5L6 188H5V185L4 184H7L8 182H6V183H4ZM21 182V181H20ZM33 182H35V181H33ZM54 182V181H53ZM58 182V181H57ZM56 182V183H57ZM63 182H64V180H63ZM66 182V181H65ZM81 182V185L82 186H85L84 184H83V181H80ZM85 182V181H84ZM99 182V181H98ZM97 181H95V184L96 183H98ZM100 182H102L101 180H100ZM105 182V183H106ZM123 182V181H122ZM121 182V183H122ZM131 182V181H130ZM134 182V181H133ZM133 182H131V183H133ZM224 182V183H223ZM225 182H227V183H225ZM18 183V182H17ZM37 183V182H36ZM38 183H40V182H38ZM91 183H92V181H91ZM104 183V184H105ZM120 183V182H119ZM127 183H125L126 185V187H127ZM136 183V182H135ZM134 183V184H135ZM148 183V182H147ZM19 184V183H18ZM29 184H31V183H29ZM58 185L60 184V183H57ZM68 184V183H67ZM78 184H80V183H78ZM94 184V185H95ZM130 184V183H129ZM137 184V183H136ZM139 184V183H138ZM2 185H0V188H1V186ZM20 185V184H19ZM23 185V184H22ZM26 185V184H25ZM32 186H34L35 184H31ZM39 185V184H38ZM40 185H42V184H40ZM55 186V188H58L59 186ZM88 184L86 183V186H87ZM91 185V184H90ZM93 185V184H92ZM89 186V187H95V186ZM113 184H111V186H112ZM141 185V184H140ZM143 185V184H142ZM30 186V185H29ZM28 186V190H27V185L26 186H24V187H26V190H24V192H28V195L29 194H32V195H30L29 197H27V196H24V198L23 197H21V195H20V192H18V195L17 196H19L20 195V197H19V199L21 198V200H23V202L24 201H26L25 203H26V206H27V202H29V206H32V208L30 207V208H28L27 210H25L24 212H22V211H20L23 207H25L24 206V203L22 202L21 204L23 205V207H19L20 208V210H19V212H17V210H14L13 208H6V205L4 204H2V206H0V223H2V227H0L1 229H0V252L2 251V249L5 251V250H10V252H12V251H15L16 253H18V255H16V256H13V255H11L12 253H9L11 256H13L14 257V261L12 260V261H4V260H2L1 258H0V264H61V263H63V262H61V263H59L60 261L58 260V258H57V260H54V259H52L51 261H49L48 259H45L46 257L45 256H42V255H44L43 253H41L40 251L42 250L39 246V249L37 248V247H32L31 246V244H30V246L28 247V244H26L25 242H23V240L24 239H20L22 242H21V244L22 243H25L26 245H27V247H23L21 244H19L20 246H21V248H18L17 246H14V245H12L11 247H9V245L8 246H6L7 244L6 243H8L9 241H12V240H15V239H12V240H10V239H7V241H6V239H5V237H4V234H5V230H7L8 232H9V234H11V237L13 236H15V235H20L21 233H24L25 231L26 232H28L26 229L27 228H29V226H31V228H34V230L33 231H35V228L36 227H38L39 226V228H38V230L40 229V228H43V226H44V223L45 222H47V223H45V225L46 224H48V223H50L49 225L52 227L53 226V224L54 223H56V220H52L53 219V214L51 215V217H52V221H50V222H48L47 221V218H50L49 216V213L52 211H56V212H62L63 213V215H66L67 213H69V212H71L70 210H65V208H63L62 210H60V209H55V208H52L51 210L50 209H46V210H43L44 208H43V202H45V198L47 199V198H49V197H46L47 195L45 194V198H42V196L40 195L41 193H36L37 194V198L35 199V201L33 200L35 197V194H34V196H33V193L31 192V191H33V190H35V189H37L36 191H33V192H42V189H44V187L42 188H40L39 186H35V187H29ZM64 185H62V182H61V186H60V188L61 187H63ZM67 185H65V189L64 190H67V188L68 187H66ZM74 186V185H73ZM80 186V185H79ZM82 186H80V187H82ZM109 186V185H108ZM110 186V189L111 188H113V187H111ZM115 186H116V184H115ZM119 186V185H118ZM118 186H116V187H118ZM196 186V185H195ZM8 187H9V184H8ZM7 187V189L8 190H10L11 188H8ZM13 187V186H12ZM15 187V186H14ZM18 187V186H17ZM16 187V188H17ZM22 187V186H21ZM20 187V188H21ZM24 187H22V188H24ZM89 187H87V188H89ZM123 187H124V182H123ZM137 187V186H136ZM190 187V186H189ZM188 187V188H189ZM198 186H196V188H197ZM20 188L18 187V189L16 190V191H21L22 192V188H21V190H20ZM86 188V187H85ZM84 188V189H85ZM132 188V187H131ZM130 187L129 188H126V190H124L123 189V192L122 193H125L126 195L128 194L129 195V193L131 192V191H129V189L130 190H132ZM196 188H194L193 187V185H192V189L194 190V189H196ZM200 188V187H199ZM255 188V189H254ZM14 188H12V191H14L13 190ZM68 189H70V188H68ZM74 189V188H73ZM82 189V188H81ZM90 189V188H89ZM96 189V188H95ZM114 189H115V187H114ZM119 189H121V188H119ZM137 189V190H136ZM186 189V188H185ZM189 189H191V188H189ZM215 189V188H214ZM57 190V189H56ZM60 190V189H59ZM61 190H62V188H61ZM86 190V189H85ZM91 190V189H90ZM97 190V189H96ZM96 190H93V191H95L96 192ZM117 190V189H116ZM122 190V189H121ZM165 190V189H164ZM198 190H200V189H198ZM1 191V190H0ZM114 191V190H113ZM133 191V190H132ZM194 191H196V190H194ZM3 192V191H2ZM1 192V193H2ZM9 192V191H8ZM8 192H6L5 191V193H8ZM53 192V191H52ZM56 192V191H55ZM63 192V191H62ZM82 192V191H81ZM87 192H89V190L87 191ZM110 192V191H109ZM112 192V191H111ZM198 192H200V191H198ZM204 192V191H203ZM214 192H216L215 190H214ZM1 193H0V195H1ZM4 193V194H5ZM14 193V192H13ZM17 193V192H16ZM48 193V192H47ZM54 193V192H53ZM64 193V192H63ZM83 193V192H82ZM86 193V192H85ZM92 193L93 192H91V194H90V192H89V194H90V196L92 195ZM115 193V192H114ZM195 193V192H194ZM202 193V192H201ZM216 193H218V192H216ZM3 194V193H2ZM11 194V195H10ZM27 194V193H26ZM52 194V193H51ZM50 194V195H51ZM57 194V193H56ZM56 194H54V196L56 195ZM59 194V193H58ZM70 194V193H69ZM68 194V195H69ZM94 194V193H93ZM97 194V193H96ZM121 194V193H120ZM120 194H119V197H117L116 195H113V196H115V197H113V198H111V201L109 200L110 198H108L107 200H109L108 201V203H110L111 205H113L112 207L114 208V206L116 207V205L118 204L119 205V203H118V201L119 200H121L122 201V199L125 197H123V195H122V197H120ZM205 193H203V195H204ZM208 194H210V193H208ZM214 193H213V191H211V195H213ZM5 195H7V194H5ZM9 195H10V200H8V201H12V203H13V199H16V200H18L17 198H15V195L16 194H14V196L12 195V193H9ZM23 195V194H22ZM49 195V194H48ZM53 195V194H52ZM60 195V194H59ZM64 195V194H63ZM63 195L61 196V197H63ZM66 195V194H65ZM218 195V194H217ZM3 196V195H2ZM2 196H0V198H1V200H2V198H3V200H4V198L6 197H2ZM53 196V197H54ZM58 196V195H57ZM93 196V195H92ZM92 196H91V198H92ZM204 196H206V195H204ZM203 196V197H204ZM208 196V195H207ZM219 196V195H218ZM52 197V196H51ZM66 197V196H65ZM189 196H187V198H188ZM220 197L219 198H216V200L218 199H220ZM23 198V199H22ZM55 198V197H54ZM59 198V197H58ZM64 198V197H63ZM89 198V197H88ZM99 198V197H98ZM101 198V197H100ZM119 198H121V199H119ZM130 198H131V196H130ZM170 198V197H169ZM168 198V200H170ZM201 198H202V194H201ZM207 198V197H206ZM213 198V197H212ZM53 199V198H52ZM61 199V198H60ZM95 199H97V197H95ZM95 199H92V200H95ZM126 199L127 200H129L128 199V197H126ZM125 199V201L127 202V200ZM174 200H175V198H173ZM184 199V198H183ZM207 199H209V198H207ZM206 199V200H207ZM2 200V201H3ZM30 200V201H29ZM34 201L33 203H30L31 201ZM56 200V199H55ZM58 201H59V199H57ZM68 201H69V199H67ZM99 200V199H98ZM131 200V199H130ZM205 200V201H206ZM216 200H213V201H216ZM6 201V200H5ZM48 201H50V200H48ZM58 201H56L55 203H54V205L55 204H58ZM89 201H91V200H89ZM124 201V202H125ZM177 201V200H176ZM175 201V202H176ZM182 201H184V200H182ZM187 201V200H186ZM189 201H190V199H189ZM188 201V202H189ZM200 201V200H199ZM203 201V200H202ZM202 201H200V203L202 202ZM207 201H209V200H207ZM1 202V201H0ZM15 202V201H14ZM63 202H66L67 203V201L66 200H62L61 199V201H60V204H58V205H62L61 203H63ZM69 202V203H70ZM120 202V201H119ZM123 202V201H122ZM134 202V201H133ZM169 202V201H168ZM180 202V201H179ZM179 202H178V204H179ZM185 202V201H184ZM16 203V202H15ZM50 203V202H49ZM53 203V202H52ZM51 203V204H52ZM187 203V202H186ZM213 203V202H212ZM215 203V202H214ZM18 204V203H17ZM16 204V205H17ZM50 204V205H51ZM64 204V203H63ZM83 204V203H82ZM123 204V203H122ZM153 204H155L156 206H157V212L158 213H156V215H153L154 213L152 212V209L153 208H155V207H151ZM175 204V203H174ZM174 204H172L173 206H174ZM184 204V203H183ZM182 204V205H183ZM203 204V203H202ZM206 204H207V202H206ZM208 204H210V201H209V203ZM207 204V205H208ZM216 204V203H215ZM216 204V205H217ZM37 205L39 206V207H37ZM117 205V206H118ZM124 205V204H123ZM122 205V206H123ZM127 205V204H126ZM126 205H125V207H126ZM148 205H149V207H148ZM151 205V206H150ZM155 205H153V206H155ZM166 205V204H165ZM165 205H164V207H165ZM170 205H171V203H170ZM176 205H177V203H176ZM198 205V204H197ZM200 205V204H199ZM17 206H20V204L19 205H17ZM41 206V207H40ZM52 206V205H51ZM57 206V205H56ZM56 206H54V207H56ZM59 206V207H60ZM67 206V205H66ZM86 206V205H85ZM92 206V205H91ZM120 206V208H121V205H119ZM172 206V208H174ZM178 206V205H177ZM185 206V205H184ZM191 206V205H190ZM190 206H189V208H190ZM201 206V205H200ZM205 206V205H204ZM53 207V206H52ZM68 207H66V208H68ZM112 207H110V208H112ZM124 207V206H123ZM122 207V208H123ZM125 207H124V209H125ZM168 207L170 208V206L168 205ZM196 207V206H195ZM199 207V206H198ZM39 208V209H38ZM49 208V207H48ZM112 208V209H113ZM119 207H117V209H119V210H122V208L120 209ZM128 208V207H127ZM130 208V207H129ZM128 208V209H129ZM132 208V207H131ZM168 208V209H169ZM183 208V207H182ZM192 208H193V206H192ZM201 208V207H200ZM13 209V210H12ZM24 209V208H23ZM54 209V210H53ZM116 208H115V210H117ZM128 209H126V211H128ZM149 209H151V211L149 210ZM118 210V211H119ZM159 210H162L161 212H165V211H163L164 210V208L163 209H160L159 208ZM173 210V209H172ZM175 210H176V208H175ZM180 210H181V208H180ZM191 210V209H190ZM201 210V209H200ZM54 211V218H56L57 216H59V215H62V213L60 214L59 213V215L58 214H56V212ZM67 211H69V212H67ZM110 211V210H109ZM125 211V212H126ZM168 211V210H167ZM177 211V210H176ZM91 212V213H90ZM171 212H173L172 214H173V218L175 217L176 218V216H174L175 214H176V212L175 211H171ZM174 212H175V214H174ZM19 213V214H18ZM168 213H170V212H167V214H166V216L168 215ZM92 214V215H91ZM106 214H109V215H107L106 216ZM171 214V213H170ZM62 215V216H63ZM68 215V214H67ZM164 215V214H163ZM183 215H181V218H179V217H177V219L179 220V219H182V216ZM200 215V216H199ZM13 216H16V222L14 223H12V217ZM68 216H70V215H68ZM109 216V218H107ZM170 216V215H169ZM198 216H199V218H198ZM64 217V216H63ZM168 217V216H167ZM166 217V218H167ZM172 217V216H171ZM184 217V216H183ZM60 218H61V216H60ZM59 218V219H60ZM66 218V217H65ZM64 218V219H65ZM128 218H129V215H128ZM127 218V219H128ZM162 218H163V216H162ZM165 218V219H166ZM172 218V222H174V219ZM57 219V218H56ZM63 219V218H62ZM61 219V220H62ZM135 219H137V221H135ZM152 219H155V220H153L154 222L156 221V223H153L152 224V222H150ZM164 219V218H163ZM164 219V220H165ZM167 219H169V218H167ZM167 219H166V221H167ZM177 219H175V221L177 220ZM192 219V220H193ZM200 219V220H199ZM46 220V221H45ZM60 220V221H61ZM118 220V219H117ZM119 220H120V218H119ZM123 220V219H122ZM160 220H162L163 221V223H162V221H160ZM187 220H189V219H187ZM186 220V221H187ZM191 220V219H190ZM71 221V222H70ZM163 224V225H161V223ZM170 221V220H169ZM57 222H58V220H57ZM63 222V221H62ZM65 222V221H64ZM119 222V221H118ZM126 222V221H125ZM180 222V221H179ZM178 222V223H179ZM183 222V221H182ZM200 222V223H201ZM122 223V222H121ZM134 225H133V224ZM181 223V222H180ZM186 223V222H185ZM225 223L228 225H232L233 227L234 226H237L238 228L240 227V226H243V224L245 223V225H246V223H247V225L249 226V228H253L252 230H251V233H253L254 234V236L252 237L251 236V240L250 241H248L247 239H245V240H243V239H239V238H235V237H233V236H231V233L229 234L230 236H223V233H221L222 231V229H225ZM71 224V225H70ZM79 224H80V222H79ZM120 224V223H119ZM170 224H171V222H170ZM176 224V223H175ZM182 224H184V223H182ZM196 224V223H195ZM57 225V224H56ZM62 225H63V223H62ZM62 225H60L61 227H63ZM71 227H70V226ZM93 225H97V226H99V227H103V226H105V225H108V226H106L107 227V230H108V232L111 230L112 232H114V231H117V229H114V227H116V228H118V229H120L119 230V233H118V236H117V234H116V238L114 237V236H108L107 238H104V239H98L97 237H98V230H97V228L99 229V227H96V228H94V226ZM131 225H133V226H131ZM186 225V224H185ZM194 225V224H193ZM228 225V226H229ZM244 225V226H245ZM93 226V227H92ZM122 226H124V224L122 225ZM181 226V225H180ZM231 226V227H232ZM55 227V226H54ZM70 227V228H69ZM121 227V226H120ZM154 227V228H153ZM187 227H189V225L187 224ZM231 227H226V228H228L229 230H230V228ZM110 228H112V229H110ZM149 228H152V229H149ZM156 228V229H155ZM179 228V227H178ZM212 228H220L221 230H220V232L218 231V233L216 232V231H214V230H212ZM37 229V228H36ZM76 229H79V226H78V228H76ZM87 229H89V230H91V231H86ZM110 229V230H109ZM124 229V230H123ZM185 229V228H184ZM201 229V228H200ZM236 229V228H235ZM242 229V228H241ZM248 229V228H247ZM71 230V229H70ZM178 230V229H177ZM182 230H183V228H182ZM186 230H188V228H186ZM212 230V231H211ZM218 230V229H217ZM240 230V229H239ZM32 231V232H33ZM58 231H59V228H58ZM78 231V230H77ZM79 231H81L80 229H79ZM78 231V232H79ZM95 231H97V233L95 232ZM100 231V230H99ZM189 231V230H188ZM196 231H198V230H196ZM199 231H198V233H199ZM225 230H223V232H224ZM248 231H249V229H248ZM2 232V233H1ZM8 232H7V235H8ZM26 232H25V235H26ZM62 232V233H63ZM70 232H72V231H70ZM69 232V233H70ZM81 232V233H82ZM182 232V231H181ZM195 232V231H194ZM232 232V231H231ZM235 232V231H234ZM60 233H61V230H60ZM111 233V232H110ZM115 233H117V232H115ZM229 232H227V234H228ZM238 233V232H237ZM247 233V232H246ZM250 233V232H249ZM32 234H34V232L32 233ZM71 234V233H70ZM74 234H76V233H74ZM112 234H114V233H112ZM196 234V233H195ZM234 234V233H233ZM241 234V233H240ZM7 235H5V236H7ZM28 235H30V234H28ZM77 235V234H76ZM115 235V234H114ZM181 235V234H180ZM184 235V234H183ZM182 235V236H183ZM198 235V234H197ZM64 236V235H63ZM62 236V237H63ZM69 236V235H68ZM192 236H193V234H192ZM234 236H235V234H234ZM238 236H240V235H238ZM7 237H9V236H7ZM22 237V235L19 237L18 236V238H21ZM26 237V236H25ZM24 237V235H23V238H25ZM69 237H71V236H69ZM76 237V238H75ZM189 237V236H188ZM227 237V238H226ZM15 238V237H14ZM17 238V237H16ZM29 238V237H28ZM72 238V237H71ZM179 238H180V240H179ZM195 238H196V235H195ZM213 238V241H211V239ZM241 238V237H240ZM248 238V237H247ZM70 239V238H69ZM91 239H95L94 241H92ZM186 239V238H185ZM197 239V238H196ZM19 240V241H20ZM82 240V241H81ZM100 240H101V242H100ZM168 240H173V244L171 243L172 241H170V242H168V244H166L167 243V241ZM190 240H192V237H191V239ZM190 240H189V242H190ZM198 240H199V238H198ZM18 241V242H19ZM25 241V240H24ZM27 241V240H26ZM196 241V240H195ZM200 241V240H199ZM15 242V241H14ZM16 242H17V239H16ZM18 242H17V244H18ZM136 242H139L140 244H139V246L141 245L142 247V249H133L132 251H131V249L134 247V245L135 244H138V243H136ZM198 242V241H197ZM255 242V243H254ZM11 243V242H10ZM20 243V242H19ZM34 243V242H33ZM75 243V244H74ZM181 243H183V245L186 243L187 245H185L184 247H185V254H184V251L182 252V247L181 246H183ZM6 244V245H5ZM16 244V243H15ZM16 244V245H17ZM77 244V245H76ZM144 246H143V245ZM169 244H172V245H169ZM195 244V243H194ZM189 245V246H188ZM56 246V245H55ZM61 246V245H60ZM111 246H112V244H111ZM13 247V248H12ZM44 247V246H43ZM58 247V246H57ZM63 247H65L64 245L61 247V248H63ZM114 247H116V246H114ZM121 247V246H120ZM181 247V248H180ZM183 247V248H184ZM45 248V247H44ZM122 248V247H121ZM180 248V249H179ZM54 249V248H53ZM52 249V250H53ZM68 249V248H67ZM73 249V248H72ZM108 249H110V248H108ZM115 250H113L114 252L118 249L117 247L116 248H114ZM182 249V250H181ZM40 250V251H39ZM75 250V249H74ZM127 250V251H128ZM181 250V251H180ZM58 251V250H57ZM63 251V250H62ZM61 251V252H62ZM73 251V250H72ZM77 251V250H76ZM112 251V250H111ZM149 251V252H148ZM9 252V251H8ZM42 252H44V251H42ZM49 252V251H48ZM61 252H60V254H61ZM68 252V251H67ZM114 252H111L110 254H112V253H114ZM140 252H143V254H141ZM4 253V252H3ZM45 253V252H44ZM119 253V252H118ZM139 253H140V255H139ZM179 253H181V255L179 254ZM5 254V253H4ZM46 254V253H45ZM71 254V253H70ZM121 254H122V252H121ZM179 254V255H178ZM8 255V254H7ZM10 255H8V256H10ZM63 255V254H62ZM65 255V254H64ZM72 255H73V253H72ZM114 256L116 255V253L115 254H113ZM113 255H111L110 257H112ZM127 255V254H126ZM125 255V256H126ZM134 255V256H135ZM144 255V256H143ZM162 256V257H165V256H167V258L165 257V258H160L159 256ZM257 255V256H256ZM53 256V255H52ZM51 256V257H52ZM60 256V255H59ZM71 256V255H70ZM108 256V255H107ZM131 256V255H130ZM139 256H140V258H139ZM209 256V257H210ZM12 257V258H13ZM58 257V256H57ZM62 257V256H61ZM106 257V256H105ZM109 257V258H110ZM119 257H121V255H119ZM104 258V259H103ZM115 258V257H114ZM117 258V257H116ZM211 258V257H210ZM211 258V259H212ZM253 258V259H252ZM62 259V258H61ZM118 259V258H117ZM132 259V260H133ZM161 259V260H160ZM77 260V259H76ZM76 260H74V261H76ZM106 260H107V258H106ZM109 260V259H108ZM107 260V261H108ZM139 260V261H138ZM159 260H160V262H159ZM163 260V261H162ZM170 260H171V258H170ZM199 260V259H198ZM246 260V259H245ZM260 260V262H258ZM63 261H64V259H63ZM112 261V260H111ZM162 261V262H161ZM168 261H166L167 263L166 264H170L171 262L169 261V263H168ZM172 261V260H171ZM175 261V260H174ZM209 261H210V259H209ZM218 261V262H217ZM73 262V261H72ZM80 261H78V263H79ZM82 262H80V263H82ZM199 261H197V263H198ZM255 262V263H256ZM68 263V262H67ZM117 263V262H116ZM164 263V262H163ZM196 263V264H197ZM75 264H77L76 262H75ZM113 264V263H112ZM130 264V263H129ZM134 264V263H133ZM172 264H177V262H173ZM199 264V263H198Z\"/></svg>",
  "mask_w": 264,
  "mask_h": 264
},
{
  "label": "rangeland",
  "instance_id": "rangeland-1",
  "mask_svg": "<svg viewBox=\"0 0 264 264\" xmlns=\"http://www.w3.org/2000/svg\"><path fill=\"white\" fill-rule=\"evenodd\" d=\"M37 1H40V2H37ZM43 1V2H42ZM57 1H59V2H57ZM231 1V2H230ZM238 1H240V0H229V2H230V4L228 5V7H232V6H234V5H236L237 3H238ZM41 2H42V4H41ZM52 2V3H51ZM57 2V3H56ZM56 2H55V0H54V2H53V0L52 1H50V0H36V2L34 1V5L32 6V8H37V6H38V8L36 9H31V7H29V8H27V7H23L22 5H21V1L20 0H17V1H14L13 3H11V9H12V11L13 10H15L16 12L15 13H13L10 9L7 11V10H5V9H3L2 7H0V9L2 10V11H4L8 16L9 15H11L10 16V18L14 21L15 19H13V18H16V20L17 21H21L22 22V20H23V23H26L27 22V20H28V22L26 23V25L28 24V28H30L31 27V32L33 33H29V34H31V36L29 35V34H25L26 32V30H25V28H19V29H23L24 30V34L26 35H24V38H26L27 40L26 41H28L27 43V46L28 45H30V46H28L27 48L28 49H25L24 47V49H23V52L25 51V52H27L29 49H30V51L28 52V53H26L25 55L27 56H25V57H23V58H21L20 59V63H23L24 61L25 62H29V61H31L32 59H33V57L32 56H34V60H35V62H34V64H35V66L38 64V66L40 65H42V66H44V64L46 63V67H47V69H49L48 71H54V72H57L58 73V75H61V76H63V74H66L65 76L66 77H70V78H74L75 80H77V82H80L81 84H82V86H83V84H84V89L82 90H80V91H78V90H73V89H66V88H64V89H60V88H56V89H54V93H56V94H54V96H51L50 94H46L45 92H43V93H41V94H39L40 95V97H41V95L43 96L42 98H40L39 97V95H37L36 96V101L38 102H36V104H41L40 102H44L43 104L45 105V107L46 106H48V104H49V102H47V99L48 98H51V99H54L55 100V102L57 103L58 101H60V103H61V101H62V103L64 104V102H65V104H64V108H66V107H68V109L66 108V109H63L62 110V108H63V105H62V107H60L59 106V108L57 109V111H52V112H50L49 110H47V109H43L40 113H39V111L41 110H39V111H37V112H33L32 111V113H30L31 111H29L28 110V105H26V110L24 111L23 109H20L23 105H21L20 104V106H19V103H17V104H15V102H16V98L17 97H20V96H13V97H15V98H13V100H11L10 98V100H8L7 98H4L3 96H1L0 98H4V99H6V101L8 102L9 101V103L10 102H12V104H13V107L15 106L16 108H13L14 110L12 111L11 109V113H9V114H7L6 113V108L7 107H2L3 109H5V110H3V112H1V115H0V137L1 136H3V137H1V138H4V135H2L1 134V132H3V134H5V133H10V135H12V133H14L12 136L15 138V136H16V141H17V137H20L19 139H18V141L21 139L22 141H19V143H23V144H25V145H27V143L28 142H30V140L32 139L33 140V138H35V139H37V140H39L40 142H39V144H41V145H39V148L40 149H37V151L36 152H38L39 153V157L37 158V159H35L34 157L35 156H30V157H27V159H26V161H23V162H21L20 161V159H18V156H14V157H12V156H10L9 154H11V152H13L12 151V149L11 148H9V146L8 145H5L6 144V142L4 143L3 141V143L1 142V145H0V148H2V150H0V157L2 158H0V160L2 161V163H1V161H0V163L1 164H3V165H1L0 164V169H1V166H4L5 164L3 163V161L5 160L6 161V159H8V161L7 162H5L6 164H7V168H6V165L4 166V167H2V171L4 172V168H5V170H6V172L8 173H5L6 174V178L4 179L3 178V180L1 181L2 183H0V185H2L3 184V182L4 183H6V182H8L7 184H4L5 185V190H3L4 189V186L2 185L1 186V188H0V193H1V195L0 196H6L5 198H4V200H3V198H2V200H1V198H0V206H2V204L4 203L5 205H6V208L8 207V208H13L14 210H17V212H19V210H20V208L21 207H23V205L21 204L22 202H23V200H21V198L19 199V197H20V195H21V197H23L24 198V196H27V197H29L30 195H32V194H29L28 195V192H24V190H26V187H24V186H26L27 185V190H28V186L30 185L31 187H35V186H39L40 188L42 187H44V189H42V192H33V191H36L37 189H35V190H33V191H31L32 193H33V196H34V194H35V198L33 199L34 201H35V199L37 198V194L38 193H41L40 195L42 196V198H45V194L47 195L46 197H49V198H45V202H43V210H46V209H52V208H55V209H60V210H62L63 208H65V210H72V209H69V207H68V205L71 207V199L70 198H67V197H70L71 196V189L72 190H75V186H76V189L78 190H75V191H77V192H75L76 194H77V202H80L79 204H81V206H84L85 208H89L88 207V204L90 203V207H93V208H97L96 210H98L100 207L102 208V209H104L105 208V210H107L108 212H115V211H117V212H120V213H122L123 214V212H124V214L125 215H127V217L124 219V217H119L120 218V220H119V218H118V216H116V218L118 219H112V223L113 224H115V223H117V224H115V226L116 227H118L119 225L121 226H119L118 228H121L122 229V227L124 228L125 227V223H127V226H126V228H124V229H127L128 231H130V230H132L133 229V227H136V224H135V226H133V225H131V226H133V227H131L132 229H130V223H131V221L129 222V221H127V220H129L130 218H132V219H134V216L135 217H139V218H137L138 220H140L141 219V215H139V214H131V213H134L133 211H129V210H133V206H128L129 205V203L128 202H131L133 199H135V200H133L131 203H130V205H132V204H135L136 203V199H138V195L136 196L135 194H137V192L136 191H134L135 189H134V187L135 188H139V187H141V186H143V187H141V188H147V187H144V185L146 184H149V183H153V184H156V182L155 181H159V180H161V178L163 179V177L165 176V177H167L168 176V172L166 171L167 169H168V166L167 165H165L164 163H166V164H169V165H176V166H180V169H182V165H185V162H184V159L183 158H181L179 155H175V154H177L179 151L178 150H176L175 148H173L171 145H169V147H164V146H162L161 144H167L166 142H171L172 140H174L176 137H177V134H178V132L180 133V129L181 128H179L178 126H177V128H178V130H177V128H173V127H171L170 125H168L169 124V122L167 121V119L165 118V116H163V114H161V112L159 111V106H160V104H163V105H169V104H171L172 105V101H171V103H170V100L168 101V100H165V98L164 97H159V96H156L155 97V95H157V93H160V92H158V89H157V86H156V84L159 86L160 84H158V83H152V81H145L144 82V80L143 79H146L145 77H147V79L149 78V79H154V80H156L155 79V77H157V76H159L158 74L159 73H161L163 70H164V66H166L168 63H171L170 62V59H172V57H176L177 55H175V56H173V55H170V54H166L165 52H163L164 50H165V48L166 47H163V46H161V44L159 43L160 42V38H159V40L158 39H156V36H153L154 34V32H157L158 33V30H160L161 31V33H163L164 34V36H166V34H167V36L166 37H170V36H172V35H170V34H173V36L172 37H174V30H175V28L172 26V24H171V26H169V28L166 26L165 27V30H164V26L166 25L165 23H167V24H170V22L172 21L171 19H172V17H168V18H166V17H164V16H162V14H160L159 13V15H161V16H159L158 14L156 15V17H155V19H156V22H157V20L159 19V17L160 18H162V19H159V21L160 22H158V23H156L157 25H158V30L155 28L154 30H153V26L154 25H152V27H151V24L155 21H153L152 23H149V22H151V20L149 21L148 20V22H146V21H144V20H139V21H137V19L134 21L133 20V25L132 24H130L132 21L130 20L131 18L130 17H126V19L125 18H123V17H119V18H117V21L115 20V21H111L110 20V23H109V25H106L105 27H107L106 29L105 28H103L104 29V31H103V29H101L100 30V27L99 28H97L98 27V24L96 25V27H95V29L93 30L92 29V27H88V26H86V25H81L80 24V22H76L77 21V19L81 16V15H85L86 13H90L89 12V10L86 8L85 9V7H77V9H75V7H73V6H71V5H68V4H65L64 5V0H61V2H60V0H56ZM40 3V4H39ZM61 5V7L63 8L62 9V13H71L70 15H72L73 16V18L71 17V18H68L67 19V17L63 20V19H60V18H58V16L57 15H54V9H55V7L54 6H58V7H60V5ZM46 4H48V6L46 7L45 5ZM40 5H41V7H40ZM66 8H64L63 6ZM68 5V6H67ZM50 6V7H49ZM72 7L74 10H75V12H73L74 10H71L72 8H70V7ZM43 7V8H42ZM54 7V8H53ZM70 9H69V8ZM219 7H221V6H219ZM49 8V10H47ZM8 9V8H7ZM82 9V10H81ZM27 10V13L25 12ZM44 10V11H43ZM53 11V12H50V11ZM69 10V11H68ZM70 10H71V12H70ZM225 10L227 11V7L225 8ZM29 11V12H28ZM41 11H43L42 13H41ZM65 11V12H64ZM68 11V12H67ZM19 12L21 13V15H19ZM23 12V13H22ZM78 12V13H77ZM4 13V14H5ZM11 13V14H10ZM14 15H13V14ZM49 13V14H48ZM79 13H81V14H79ZM15 14H17L16 16H15ZM36 16H35V15ZM45 14V15H44ZM80 16H79V15ZM23 15V16H22ZM44 15V16H43ZM46 15H48V16H46ZM204 15H210L208 12H205L204 13ZM14 16V17H13ZM26 16V17H25ZM29 16V17H28ZM42 16L45 18H42ZM57 16V17H56ZM74 16H76V17H74ZM78 16V17H77ZM13 17V18H12ZM38 17V18H37ZM92 18V20H89V22H94V21H98V19H99V17L95 14V15H93V16H91ZM97 17V18H96ZM28 18V19H27ZM37 18V19H36ZM56 18V19H55ZM63 18V17H62ZM77 18V19H76ZM89 18V17H88ZM128 18H130L129 20L131 21V22H129V20H128ZM166 18V19H165ZM174 18V17H173ZM202 18H203V16H202ZM50 19V20H49ZM66 19H67V21H66ZM95 19V20H94ZM125 19V20H124ZM133 19V18H132ZM165 19V20H164ZM57 20V21H56ZM61 20H62V22H61ZM127 20H128V23H127ZM166 21V22H162V24H163V26H162V24L160 25V23H161V21ZM50 21V22H49ZM54 21V22H53ZM70 21V22H69ZM122 21L124 22V23H122ZM142 23H141V22ZM144 21V22H143ZM40 22V23H39ZM99 22V21H98ZM115 22V23H114ZM119 23V25H116V24H118ZM140 22V23H139ZM145 22H146V24H145ZM34 25H33V24ZM38 23V24H37ZM62 23V24H61ZM112 23V24H111ZM115 24V26H112V25H114ZM126 23V24H125ZM155 23V22H154ZM153 23V24H154ZM171 23H173L174 24V20L171 22ZM74 24V25H73ZM79 24V25H78ZM129 24H130V26H129ZM141 24V25H140ZM147 24H149V25H147ZM155 24V26H157ZM36 25V26H35ZM41 27H40V26ZM54 25V26H53ZM66 27H65V26ZM70 25V26H69ZM124 25V26H123ZM134 25H137L136 27L134 26ZM145 26V27H143V26ZM30 26V27H29ZM32 26H33V28L34 29H32ZM51 26V27H50ZM74 26V27H73ZM80 26V27H79ZM83 26L84 27H86V28H83ZM110 28H109V27ZM115 27V28H113V30L111 29L112 27ZM117 26H119V27H121L120 29H119V27H117ZM131 26H133V27H131ZM154 26V27H155ZM159 26L161 27V28H159ZM46 27V28H45ZM48 27V28H47ZM59 28V29H57V28ZM71 27V28H70ZM72 27H73V29H72ZM76 27H79L78 28V31L76 30L77 28ZM141 27L143 28V29H145L144 31L141 29ZM147 27V28H146ZM148 27H151L150 28V30H149V28ZM163 27V28H162ZM41 28V29H40ZM44 28V29H43ZM53 31H51L50 29ZM54 28V29H53ZM80 28H82V29H80ZM109 28V30L107 31V29ZM124 30H123V29ZM132 28H135L134 30H132ZM138 28H139V30H138ZM72 29V31H70ZM80 29V30H79ZM96 29H97V31H96ZM110 29H111V31H110ZM121 30L122 32L123 31H126V32H123V33H121V32H118L117 33V30ZM126 29V30H125ZM129 29V30H128ZM147 29V30H146ZM166 32V34H165V32L163 31V30ZM171 29H174V30H172V31H170ZM23 30H19L20 32H23ZM34 30V31H33ZM55 30H57V31H55ZM68 30V31H67ZM81 30L82 31H84V32H81ZM128 30V31H127ZM138 30V31H137ZM166 30H168L169 31V33H167V31ZM28 31V30H27ZM40 31H42V32H39ZM52 32V34H55V35H52V34H50L51 32ZM64 32L63 34L61 33V32ZM65 31L66 32H68L67 34H65ZM70 31V32H69ZM77 31V32H76ZM92 31H94V33L92 32ZM107 31V33L105 34V32ZM133 32V33H131V32ZM138 33H137V32ZM148 31V33L150 32V31H152V32H150L149 34H151V35H149L148 33H146ZM72 32H74V33H72ZM108 32H110V33H108ZM116 32V33H115ZM128 32H129V34H128ZM136 32V33H135ZM143 32H144V34H146V35H144L145 36V38L143 39V41H144V43L145 44H147V45H149V51H147L146 50V52H148V53H143V54H139V56H138V54L137 53H135V45L134 44H136V37H135V34H137V35H139L140 33V37L141 38H143L142 37V35H143ZM171 32V33H170ZM39 33V34H38ZM46 33H48V35L46 34ZM77 33V35H78V33H79V35H78V37L80 36H82V35H84V34H86L87 33V36L88 37H90V38H88V37H86L85 35V37H83V38H85L86 40H83V42H81V41H78V38H77V36L75 35ZM84 33V34H83ZM97 33H99L98 35L99 36H97ZM117 34V35H114V34ZM120 33V34H119ZM125 33V34H124ZM0 34H3V33H0ZM65 34V35H64ZM70 34H73V35H70ZM111 34V35H110ZM121 34H123V35H121ZM128 34V35H127ZM95 35H96V38H95ZM118 35L120 36L121 35V37L120 38H125L124 40L123 39H119V37H118ZM124 35H126V36H124ZM129 35H131L130 36V38H129ZM148 35V36H147ZM169 35V36H168ZM1 36V35H0ZM6 36V37H5ZM7 36H8V38H10L11 37V35H10V37H9V35L7 34V35H5V34H3L1 37H0V39H3V38H7ZM37 36V37H36ZM56 36L58 37V38H60L61 36V38L60 39H58V38H56ZM69 36V37H68ZM93 36V37H92ZM133 36V37H132ZM150 36V37H149ZM68 38V40H69V38L71 39V40H69V41H67L65 38ZM72 37H73V39H72ZM79 37V38H80ZM98 37H100L99 39H98ZM106 39H105V38ZM107 37H110L109 39H110V43H109V41H108V38ZM118 37V38H117ZM128 37V38H127ZM132 37V38H131ZM148 37V39H146ZM155 37V38H154ZM172 37H170L169 39H168V42H169V40L172 38ZM28 38H29V40H28ZM36 38V39H35ZM39 40H38V39ZM51 38V39H50ZM76 38V39H75ZM94 38V39H93ZM105 40H104V39ZM117 38V39H116ZM135 38V39H134ZM155 40H154V39ZM89 41H88V40ZM96 39V40H95ZM101 39V40H100ZM111 39H113V41L114 42H111ZM25 40V39H24ZM31 40V41H30ZM44 40V41H43ZM50 40V41H49ZM67 41V43L65 44V42L64 41ZM98 40V45H95V41H97ZM108 42H107V41ZM119 40H120V42H119ZM122 40L124 41V43L122 42ZM127 40V41H126ZM129 40V41H128ZM147 40H149V41H147ZM159 42H158V41ZM205 40V39H204ZM25 41V42H26ZM87 43H86V42ZM99 41L101 42L100 44H102V41H104L105 42V44H102V45H104L105 47L104 48H102V47H100V45H99ZM136 41V42H135ZM153 41V42H152ZM59 43V44H56V43ZM64 44H63V43ZM72 42H73V44H72ZM77 42V43H76ZM84 42H85V45H84ZM91 42H94V43H91ZM103 42V43H104ZM125 45H122V46H120L122 43ZM128 42V43H127ZM147 42V43H146ZM156 42H158V43H156ZM173 41L172 40H170V44H171V46H174V43H172ZM32 43V44H31ZM33 43H34V45H33ZM71 43V44H70ZM75 43V44H74ZM81 43V44H80ZM82 43H83V45H82ZM114 43H116V45H118V46H116L115 47V44ZM125 43H127V45L125 44ZM130 43H132V44H130ZM149 43V44H148ZM45 44V45H44ZM62 44V45H61ZM76 44H77V46H76ZM79 44V45H78ZM88 44V45H87ZM97 44V43H96ZM107 44H108V46L109 47H115V48H109V47H107ZM111 44H113L112 46H110ZM131 46H130V45ZM153 44H156V46H158V44H159V46L156 48V46L154 47V45ZM33 45V46H32ZM43 45V46H42ZM59 45H61V46H59ZM65 45V46H64ZM67 45V46H66ZM71 45V46H70ZM80 45H82V46H80ZM129 45V46H128ZM46 46V47H45ZM85 46H87V49H86V51H85ZM89 46V47H88ZM100 48H99V47ZM152 46H153V48H152ZM162 48H161V47ZM34 47H36V48H34ZM42 47H44V48H42ZM70 47V48H69ZM77 47V48H76ZM84 47V48H83ZM106 47L110 50L109 51V53L111 54L112 52V54L114 55V54H116L115 56H116V59H113V57L115 58V56H113L112 54H111V56H113V57H109L110 56V54L108 53V49L106 50ZM120 47H121V49H120ZM124 47V48H123ZM39 48V49H38ZM52 48V49H51ZM78 48H80V50H78ZM92 49V51L94 52L95 51V53H93L92 51H90L91 49ZM102 48V49H101ZM124 50H126V51H124ZM33 49H35L36 50V53H35V50L33 51ZM42 49H43V51L44 52H41L42 51ZM47 49V50H46ZM81 49H83V50H81ZM90 49V50H89ZM99 49H100V51H99ZM118 49H120V50H118ZM130 50V52H129V50ZM157 49H160V51L159 50H157ZM162 49V50H161ZM41 50V51H40ZM46 50V51H45ZM89 51V54H87L88 53V51ZM102 50V51H101ZM104 50V51H103ZM152 50V51H151ZM57 51V52H56ZM60 53H59V52ZM71 51V52H70ZM76 51V52H75ZM81 51V52H80ZM83 51V52H82ZM99 53H98V52ZM124 51V52H123ZM154 51H156V52H154ZM166 51V50H165ZM24 52V53H25ZM31 52L32 53H35L36 55H37V57H35L36 55H34V54H31ZM40 52V53H39ZM46 52V53H45ZM49 52V53H48ZM65 52V53H64ZM69 52V53H68ZM86 52V53H85ZM98 53V55L100 54V55H102V53L103 54H105L106 53V55H105V58H103V61H102V58H100V59H97L96 60V58H95V61H92V60H94L93 58L95 57V56H97V53ZM115 52V53H114ZM123 52V53H122ZM126 52V53H125ZM132 52V53H131ZM144 52V51H143ZM55 53V54H54ZM57 53V54H56ZM59 53V54H58ZM67 53V54H66ZM85 53V54H84ZM125 53V54H124ZM154 53V54H153ZM160 55H159V54ZM29 54H30V57H29ZM41 56H40V55ZM45 54H48V55H45ZM63 54V55H62ZM66 54V55H65ZM71 54H73V55H71ZM136 54V55H135ZM152 54H153V57H152ZM157 54V55H156ZM32 55V56H31ZM54 55H56V56H54ZM69 55V56H68ZM70 55H71V57H70ZM93 55H95V56H93ZM109 55V56H108ZM154 55H155V57H154ZM165 55H168V56H166L165 57ZM43 56L45 57V56H47L46 58L48 59V61H47V59L46 58H43ZM50 56V57H49ZM63 56H65V57H63ZM74 56V57H73ZM91 56V57H90ZM121 57L122 58V56H123V58L122 59H124V61L125 62H128V63H130V64H132V65H135V69L130 65V64H124L123 62H120L118 59H117V57ZM130 56V57H129ZM141 56V57H140ZM162 56V57H161ZM171 56V57H170ZM5 57H8V58H11V56L10 55H6ZM28 57L30 58L28 61L26 60V59H28ZM58 57V58H57ZM93 57V58H92ZM143 57V58H142ZM149 57H151V59H152V61H151V59H148ZM161 57V58H163V59H159V58ZM37 58V59H36ZM40 58V59H39ZM54 58V60H52ZM57 58V59H56ZM90 58H91V61L89 62V60H90ZM109 58V59H108ZM110 58H112L113 60H110ZM134 58V59H133ZM141 58V59H140ZM154 58V59H153ZM177 58V57H176ZM12 60H14L15 59V57L14 58H11ZM60 61H59V60ZM65 59V60H64ZM86 59H87V61H86ZM89 59V60H88ZM136 59H138V60H136ZM140 59V60H139ZM169 61H168V60ZM3 60V59H2ZM2 60H0V64H4L5 66H12V62H7V63H4V62H2ZM22 60H24V61H22ZM46 60V61H45ZM51 60H52V62L54 63V64H56V65H54L52 62H51ZM58 60V61H57ZM63 62H62V61ZM99 60V61H98ZM107 60V61H106ZM119 62H118V61ZM149 60V61H148ZM161 60H164V61H161ZM173 60V59H172ZM65 61V62H64ZM85 61V62H84ZM101 61V62H100ZM111 61V62H110ZM115 61V62H114ZM117 61V62H116ZM136 61V62H135ZM151 61V62H150ZM154 61V62H153ZM178 61V59H176V61H174L173 60V62H174V64H175V62H177ZM38 62V63H37ZM57 62V63H56ZM62 62L63 63V66H61L62 65V63L60 64V63ZM87 62V63H86ZM96 62H98V63H96ZM103 62H105V63H103ZM113 62V63H112ZM150 62V63H149ZM42 63V64H41ZM87 65H86V64ZM98 65H96V64ZM102 63H103V65H102ZM118 63H120L119 64V66H118ZM151 63H152V65L153 66H151ZM155 63V64H154ZM53 64V65H52ZM65 64V65H64ZM82 64H83V67L84 68H86V67H88L87 69H85V70H83L82 71V69H83V67H82ZM95 64V65H94ZM109 64V65H108ZM116 64V65H115ZM142 64V65H141ZM148 64H150V65H148ZM57 65H59V66H57ZM85 65V66H84ZM101 66V68H100V66ZM111 65H113L112 66V68L111 69H116V70H112L113 71V74H112V71H110L111 69H110V67H111ZM121 65V66H120ZM148 65V66H147ZM160 65H162V66H160ZM171 64H169L168 66H170ZM2 66V65H1ZM44 66V67H45ZM54 66H57V67H54ZM94 66H97V68H95ZM108 66H110V67H108ZM126 68H125V67ZM151 66V67H150ZM173 66V65H172ZM45 67V68H46ZM50 67V68H49ZM62 67H63V69H62ZM65 67V68H64ZM72 67V68H71ZM82 67V68H81ZM97 70V71H101V72H96L95 70L94 71H92V73L91 74H93L94 72V75L95 76H98V77H94V75H89V72H91V70H89V69H94V68ZM116 67V68H115ZM119 67H121V68H119ZM137 67H139V68H137ZM54 68V69H53ZM62 69V71H61V69ZM107 68H109V69H107ZM128 68H129V71H128ZM142 68V69H141ZM172 68H174L175 69V67L173 66ZM9 69V68H8ZM8 69H7V71H8ZM13 68L12 67H10V69L9 70H12ZM52 69V70H51ZM65 69H67V71L65 70ZM75 69H76V71H75ZM78 69H81V70H79L78 71ZM101 69V70H100ZM138 69H139V72H136V71H138ZM143 69H144V73L145 74H143ZM148 69H150V70H148ZM173 69V70H174ZM56 70V71H55ZM70 70V71H69ZM87 70V71H86ZM89 70V71H88ZM108 70V71H107ZM119 72H118V71ZM124 70V71H123ZM126 70H127V73L129 72V74H127L126 73ZM132 70V71H131ZM145 70L149 73V72H151V76H150V73L148 74V75H146V72H145ZM153 70V71H152ZM160 70V71H159ZM115 71V72H114ZM117 71V72H116ZM133 71H135V72H133ZM142 71V72H141ZM158 71V72H157ZM63 72V73H62ZM70 72H72V74L70 73ZM77 73L78 75H74V73ZM84 72V73H83ZM111 72V73H110ZM154 72V73H153ZM167 72V71H166ZM170 72V71H169ZM53 73V72H52ZM87 73V74H86ZM101 73H103V74H101ZM109 73H110V75H109ZM135 73H139L138 75L137 74H135ZM156 74L157 76H155V77H153L154 75L153 74ZM164 73H165V71H164ZM56 74V73H55ZM84 74H86V75H84ZM97 74V75H96ZM124 74H125V76H124ZM142 74V75H141ZM99 75H101V76H99ZM103 75H105V76H103ZM112 75H115L117 78H114V77H112ZM120 75H122V76H120ZM128 75V76H127ZM143 75H145V77L143 76ZM153 75V76H152ZM78 76H79V78H78ZM88 76V77H87ZM91 78H90V77ZM102 76L103 77H106L107 76V78H114V79H119L120 78V80H121V78L122 79H129V81H130V83L132 82V81H134V82H132V84H135L136 85V83H138V82H135V81H138V78H143V79H139V83L135 86V85H132V88L133 89H135L136 90V93L134 94V95H129V101L131 100V102L129 103L130 105H132V106H130V105H128L129 107H131V108H129L128 106V108L126 107V106H124V107H122V109L119 107V106H117L116 107V105H115V108L117 109H115V111H116V113H115V111L113 110V107H112V109H111V103L109 104V103H107V106H106V108L107 107H109L108 109H106V108H103V107H105V104H104V106H102V108H95V109H92V110H90L91 112H88V113H91V115L90 114H88L87 116H88V118H86V120H85V117H87L85 114H87V111H89V109H87L88 107H86V109L85 108H82V107H78V106H76V108L75 107H72V105L70 106V104H74V101L76 102V100L78 101L79 100V97L80 96H82V99H84V100H87L88 101V103H92L93 101H94V99L96 98V96H97V94L96 95H94V94H92L94 91V93H96V92H98V90H100V89H106V90H108L109 88H111V87H109L108 85H103L104 83L103 82H101L100 80L102 79ZM120 76V77H119ZM130 76H132L133 78H134V80L132 79V77H131V80H130ZM141 76V77H140ZM143 76V77H142ZM86 79H85V78ZM124 77H126V78H124ZM88 78V79H87ZM160 78V77H159ZM158 77H157V79H159ZM179 78V76H176L175 78H173L172 80H167L166 81V83H163V84H173L174 82L173 81H175L176 79H178ZM81 79V80H80ZM85 79V80H84ZM88 80V81H87ZM90 80H92V81H90ZM143 80V81H142ZM82 81V82H81ZM125 81H127V80H125ZM143 83V84H141V82ZM84 82H86V83H84ZM172 82V83H171ZM103 83V84H102ZM79 84V83H78ZM141 84V85H140ZM150 84V85H149ZM86 85V86H85ZM88 85V86H87ZM103 85V86H102ZM134 86V87H133ZM148 86L149 87H151V90H150V88H148ZM105 87V88H104ZM141 87H142V89H141ZM156 87V88H155ZM108 88V89H107ZM138 88V89H137ZM154 92H153V91ZM66 91H67V95L68 96H65L64 97V94H66ZM69 91V92H68ZM92 91V92H91ZM157 91V92H156ZM64 93V94H63ZM156 93V94H155ZM59 94H62L61 96H63V99H65L66 97H67V99H69L70 98V100H64L63 101V99L60 97V96H55V95H59ZM69 94H70V96L71 97H69ZM81 94V95H80ZM165 94V92H162V95H164ZM78 95V96H77ZM84 95H86V96H84ZM83 96L85 97V98H83ZM87 96H89V97H87ZM99 96V95H98ZM24 97V96H23ZM56 97V98H55ZM69 97V98H68ZM75 97H76V100H75ZM78 97V98H77ZM2 98V99H3ZM37 98H40L39 100L37 99ZM44 98V99H43ZM72 98V99H71ZM99 99H100V102L102 103L103 102V100H101L102 98L101 97H98ZM182 98L183 99H190V100H195L194 98H190V96L189 95H187V94H183L182 95ZM60 99V100H59ZM82 99H80V100H82ZM104 99V98H103ZM145 99H147V100H145ZM155 99V100H154ZM160 99H162V100H160ZM215 98H211L210 100H208L207 102H203V106L204 105H206V103H208L206 106L207 107H210L209 108V110H212V109H214L215 108V105H214V107H212L213 106V104H212V101L214 100ZM54 100H50V101H54ZM71 100H72V102H71ZM106 100V99H105ZM142 100H144V102L142 101ZM5 101V100H4ZM5 101V102H6ZM27 101H29V100H27ZM31 101L32 100H30L29 101V103H31ZM48 103H46V102ZM48 101H49V99H48ZM67 101V102H66ZM71 103H70V102ZM87 101H85L86 103H87ZM90 101V102H89ZM136 101H140V102H142L143 104H141V109H139V104H138V102L135 104V102ZM145 101H148L149 103L148 104H151V105H153L152 103H156V102H158V103H156L155 105H153V106H155V108L154 107H152V109L154 108L155 110L153 111V113H155L154 115H153V118L157 115V117H158V119L159 120H153V118L151 119V118H149L150 119V121H149V119H148V117H150L149 115L148 116H146V119H144V117L141 115L143 112H145L146 110H147V108H148V106H147V104L145 105L144 103H147V102H145ZM160 101V102H159ZM165 101H166V103H165ZM216 101V100H215ZM18 102V101H17ZM105 102V101H104ZM103 102V103H104ZM139 102V103H140ZM168 102H169V104H168ZM210 102V103H209ZM59 103V102H58ZM59 103V104H60ZM69 103V105H67ZM131 103H133V104H131ZM165 103V104H164ZM1 104V103H0ZM134 104L136 105L135 106V108H137V109H135L134 108ZM138 104V105H137ZM212 104V105H211ZM215 104V103H214ZM6 105H8V107H9V105L10 104H6ZM17 105V106H16ZM29 105H34L33 103L32 104H29ZM42 105V104H41ZM61 105V104H60ZM109 105V106H108ZM118 105V104H117ZM126 105V104H125ZM180 103H177L176 105H173V107H172V109L175 111V109H176V107H177V109H176V111L177 112H182L181 110H180ZM38 106V105H37ZM24 107V106H23ZM22 107V108H23ZM44 107V108H45ZM70 107V108H69ZM71 107H72V109H71ZM132 107L134 108V110H133V112L132 113H130L129 111H132ZM143 107V108H142ZM144 108H145V110H144ZM25 109V108H24ZM98 109H102V111H97ZM157 109V110H156ZM1 111H2V109H0ZM8 110H9V108H8ZM23 110V111H22ZM28 110V111H27ZM82 110L84 111L85 110V113H83L82 114ZM103 110H105V111H103ZM110 110L112 111V113L110 112ZM119 110V111H118ZM126 110V111H125ZM129 110V111H128ZM144 110V111H143ZM189 110H191V108L189 109ZM22 113H21V112ZM27 111V112H26ZM65 111H67V112H65ZM94 111H95V113H97V112H99L98 114H97V116H95L96 114H94ZM135 111H136V114H135ZM157 113H156V112ZM175 111V112H176ZM8 112V111H7ZM42 112H44V113H42ZM57 113V116L55 117V118H57V117H59L57 120H61L64 116V118H63V120H65V118H66V122L65 123H62V121L60 122L59 121V123H57L58 125H56V121L54 122V120H51V121H53V122H51L50 121V123H51V126H50V123L48 122V120H49V117L51 116V119L53 118V116H55L56 115V113ZM61 112V113H60ZM73 112V113H72ZM104 113V114H100V113ZM129 114H128V113ZM137 112H139L138 114H137ZM190 112V111H189ZM21 113V114H20ZM25 113H27V114H31L30 116L28 115V117H31V118H28V119H35V117H37V119L40 117L42 120H44L45 121V117H46V121L44 122H41V123H43L44 125H45V123L47 122V123H49L48 125H47V127L46 126H44L43 124H42V126H43V128H42V131L44 132H42V135L40 136V134H41V132H40V126L38 127V132H36V134H35V137L33 136L32 137V135L31 136H29V138H30V140H28V135H30V134H28V133H26L25 132V130L23 129V127L21 128L20 126V128L17 126H14V125H10V121H13V120H15V118L17 119V117H19V116H22V115H24ZM37 113H39L40 114V116L38 117V115H37ZM47 113V114H46ZM53 113H55L54 115H53ZM69 113H72V114H69ZM75 113V115H73ZM81 113V114H80ZM118 113H119V115H118ZM121 113H123L122 115L124 116V117H126L125 119L127 120L128 118L129 119H132V117H133V119L135 118V117H137L136 115H138V117L136 118V119H138L140 116H142V119H144L143 120V123H142V119L140 120V118L138 119V120H136V119H134V120H136V121H134L133 119L132 120H127V121H125V119L122 117V115H121ZM20 114V115H19ZM43 114V115H42ZM68 114V116H66ZM77 114V115H76ZM79 114V115H78ZM115 114V115H114ZM117 114V115H116ZM130 114H133V116L131 117V115ZM12 115V116H11ZM34 115V116H33ZM37 115V116H36ZM74 117H73V116ZM81 115H83V116H85L84 118H82L83 116H81ZM89 115L90 116H94V117H90L89 118ZM100 115H102V116H104V117H106V118H108V117H110L111 115L113 116H111L110 118H112V120H113V118L116 116V118H115V121L113 122L110 118H108L109 120H111V121H109L108 119H105V118H103L102 116H100ZM110 115V116H109ZM121 115V116H120ZM127 115V116H126ZM134 115H135V117H134ZM193 115V117H197V115L196 114H192ZM61 116H62V118H61ZM122 117L123 118V120L124 121H122V118H118V117ZM130 116V117H129ZM11 117H13L12 119H11ZM24 117L27 119V117H26V115H24ZM33 117V118H32ZM67 117H68V119H67ZM70 117V118H69ZM81 118V119H78V118ZM102 117V118H101ZM178 117H180V115L178 116ZM192 117V118H193ZM39 118V119H40ZM75 120H74V119ZM76 118L78 119V120H76ZM99 118V119H98ZM156 118V117H155ZM162 120H161V119ZM177 118V117H176ZM182 118V117H181ZM180 118V119H181ZM11 119V120H10ZM40 119V120H41ZM72 119V120H71ZM84 119V120H83ZM105 119V120H104ZM157 119V118H156ZM172 119H174V118H172ZM172 119H170L171 120V122L173 121ZM74 120V121H73ZM88 120V121H87ZM96 120H98V121H96ZM139 120H140V122H139ZM160 120L162 121V123L160 122ZM39 121V120H38ZM69 121H71V122H69ZM74 123H73V122ZM76 121H79V122H76ZM101 121V123L103 124H100L99 122ZM105 123H103V122ZM105 121H109V122H105ZM118 121H122V123H123V128H124V130L125 131H133V133L135 134V131L134 130H136V134H135V136L138 138H136L134 135H132L131 136V138L129 137V139L128 140H123L122 141V143H121V139H120V137H122L120 134H119V132L118 131H116L117 130V127H115V124H116V126H118V124H117V122ZM132 121V122H131ZM150 122V123H145V124H147V125H145L146 127H144V122ZM154 121H156V125H157V122H158V124H159V122L161 123V124H159V126H160V128L162 129V130H160V131H158V132H156L155 133V135L153 134V135H149V134H147V133H144V135H142V137H141V135L140 134H143V131H142V129H144V131H145V129L147 128L148 129V125L150 124L151 126L155 123ZM165 121V122H164ZM4 122H5V124H4ZM9 122V123H8ZM18 122H20V121H18ZM39 122V123H40ZM64 122V121H63ZM89 122V123H88ZM94 122V125L92 124L91 125V123H93ZM112 122V123H111ZM134 122H135V124H134ZM137 122V123H136ZM154 122V123H153ZM46 123V124H47ZM55 123V124H54ZM60 123L61 124H63V125H60ZM80 123H82L81 125H80ZM97 123V124H96ZM109 123V124H108ZM133 123V124H132ZM153 123V124H152ZM4 124V125H3ZM66 124H71L72 125V127H71V125H69V127H71L70 129H69V127L66 125ZM75 124V126H77V125H80L79 127L77 126V128H76V131H74L73 130V128L75 127V126H73ZM77 124V125H76ZM96 124V125H95ZM110 124H111V126H110ZM114 124V125H113ZM132 124V125H131ZM137 124V125H136ZM139 124V125H138ZM60 125V126H59ZM64 125H66V127L64 126ZM86 125H88L87 127H86ZM91 127H90V126ZM97 125H98V127H97ZM100 125V126H99ZM103 127H102V126ZM107 125H108V127H107ZM131 125V126H130ZM134 125V126H133ZM7 127V128H5V127ZM53 126V127H52ZM114 126V127H113ZM137 126V127H136ZM138 126H139V128H138ZM167 126V127H166ZM3 127H4V129L5 130H8V131H4V129H3ZM50 127H52V128H50ZM66 129H65V128ZM84 127V128H83ZM94 127H97V128H94ZM102 127V128H101ZM105 127V128H104ZM112 127H113V129H112ZM131 127V128H130ZM142 127V129L138 132V130L140 129ZM150 127V126H149ZM47 128V129H46ZM48 128H49V130H48ZM59 128H61L60 130H59ZM67 128H68V131L69 132H67ZM81 128H83L86 132H87V134L89 135V136H92V135H94V136H96V137H99L98 139H97V142L96 141H94L95 140V138L94 139H90L89 138V140L86 142L85 141V143H84V141H83V137H82V131L83 130H81ZM101 128V129H100ZM103 128L106 130V129H109V140H108V138L107 139H105L104 137H105V134H104V136H102L101 137V135L104 133V131H103ZM116 128V129H115ZM126 128V129H125ZM130 128V129H129ZM170 128V129H169ZM16 129H18V130H16ZM20 129V130H19ZM57 129V130H56ZM65 129V130H64ZM77 129H79L78 131H77ZM93 129V130H92ZM96 129H98L97 131H95ZM112 129V130H111ZM176 129V130H175ZM45 130V131H44ZM47 130L48 131H50V133H48L47 132ZM73 130V131H72ZM189 130H191L190 128H189ZM11 131V132H10ZM18 131V132H17ZM20 131H22V132H20ZM57 131V132H56ZM60 131H61V133L62 134H65V136L64 135H62V136H60L61 135V133H60ZM63 131V132H62ZM95 131V132H94ZM99 131H101V135H99L100 133H99ZM142 131V132H141ZM17 132V133H16ZM20 132V133H19ZM53 132V133H52ZM65 132V133H64ZM67 132V133H66ZM74 132V133H73ZM98 134H97V133ZM15 133L17 134V135H15ZM25 133V134H24ZM38 133H40V134H38ZM48 135H50V136H46L47 134ZM177 133V134H176ZM21 134V135H20ZM52 134V135H51ZM60 134V135H59ZM68 134H72L73 135V137L71 138L70 136L69 137H67L68 136ZM78 134H80V135H78ZM145 134L147 135V136H145ZM175 134H176V137H175ZM20 135V136H19ZM26 137H25V136ZM39 135V136H38ZM67 135V136H66ZM75 135H77V137L75 136ZM112 135V136H111ZM117 135V139H118V142L117 141H115L116 139H115V136ZM44 136V138H42ZM46 136V137H45ZM60 136V137H59ZM79 136V137H78ZM93 136V137H94ZM140 136V137H139ZM25 137V138H24ZM37 137V138H36ZM64 137V138H63ZM75 137H76V139H75ZM46 138V139H45ZM49 138H51V141H50V139ZM60 138V139H59ZM62 138V139H61ZM68 138V139H67ZM78 138V139H77ZM105 140H104V139ZM140 138V139H139ZM154 138V139H153ZM34 139V140H35ZM45 139V140H44ZM64 139H66V142H65V144L64 145H62V143H63V141H64ZM80 139V140H79ZM120 139V140H119ZM153 140V141H149V140ZM165 139V140H164ZM1 140V139H0ZM23 140H24V142H23ZM28 140V141H27ZM32 140H31V143H33L32 142ZM33 140V141H34ZM41 140H43V141H41ZM60 140H62V142H60ZM77 141L76 143L75 142H73V141ZM93 140V141H92ZM100 140H102V141H100ZM107 140V141H106ZM142 140V141H141ZM156 140V141H155ZM45 141V142H44ZM50 143V142H53V143H51V144H49L48 142ZM69 141H72V143L71 142H69ZM104 141H106V142H104ZM111 141V142H110ZM128 141V142H127ZM145 141H146V143H145ZM155 141V143H157L156 144V146L157 147H154L152 144H153V142ZM159 141H160V143H159ZM44 142V143H43ZM98 142H101V143H98ZM103 142H104V144H103ZM108 142V143H107ZM111 144H113V145H111ZM114 142H116V144L114 143ZM15 143V142H14ZM31 143H29V144H31ZM69 143V145H66V144H68ZM87 143V144H86ZM89 143V144H88ZM94 144V146L92 147L91 146V144ZM107 143V144H106ZM118 143H119V145H118ZM125 143V144H124ZM127 143H128V145H127ZM178 143H180L179 141H178ZM45 144V145H44ZM54 144V145H53ZM76 144V145H75ZM100 144V146L98 147L99 149H101V150H103V151H101V150H99L100 152H102L103 154H105L104 152H107L108 154H112V157H114V159H110V157L111 156H104L103 157V159H102V157H98V158H96L97 156H96V154H94L95 152H96V148H97V146ZM111 146H110V145ZM151 144V145H150ZM74 145V146H73ZM81 145H84V146H81ZM105 145H109V148H108V146L106 147ZM125 145H127V146H125ZM131 145V146H130ZM7 146V147H6ZM45 146V147H44ZM67 146H71L72 147V150L70 149L69 150V148L67 147ZM81 146V147H80ZM147 146H151V147H153L154 148V150L153 151H150L151 149L150 148H148ZM44 147V148H43ZM51 147V148H50ZM65 147V148H64ZM70 147V148H71ZM83 147V148H82ZM111 147H112V149H111ZM130 147V148H129ZM202 147H204L205 148V150L207 151L206 153H205V150H200L199 149V147L197 146V144H194L193 145V148H190V147H185L184 148V150L182 151V153H179L181 156H183L184 155V153L185 154H188L189 153V150H190V152L191 153H194V151H197V152H200L201 151V153H200V156L199 157H201L202 159H205V160H208L209 158H207V156H205V155H208V152L210 151V149L208 148V147H206L205 146V141H203V143H202ZM68 148V149H67ZM77 148H78V150H77ZM89 148H90V150L92 149L93 150V148H95L93 151H90L89 150ZM104 148H105V150H104ZM50 149V150H49ZM217 149H219V151L222 153V156L223 157H225V153L224 152H226V150H224V148H222V149H220V147H218ZM4 150H6V152L4 151ZM70 152V154H63V153H68V151ZM86 150H88V151H86ZM113 150V151H112ZM199 150V151H198ZM209 150V151H208ZM10 151V152H9ZM75 151V152H74ZM79 151V152H78ZM86 151V153L88 154H86V153H84ZM90 151V152H89ZM118 152V153H116V152ZM122 151H125L124 153L125 154H127V155H125L124 156V154H123V152ZM203 151V152H202ZM3 152H5V153H3ZM9 152V153H8ZM16 152V151H15ZM54 152V153H53ZM114 152V153H113ZM119 152L121 153V154H119ZM142 152V153H141ZM196 152V153H197ZM6 153H8V154H6ZM73 153H75V154H73ZM77 153V154H76ZM79 153V154H78ZM84 153V155L83 156H81L82 154ZM141 153V155L139 156V154ZM231 153H233V150L230 152V154ZM35 154V153H34ZM33 154V155H34ZM61 154H63V155H61ZM138 154V155H137ZM144 154V155H143ZM153 154H155L154 156H152ZM201 154H203V155H201ZM234 154V153H233ZM233 154H231V156L229 157V159H232V158H238L236 155L233 157ZM262 154H264V147H263V149H262ZM28 155V154H27ZM66 155V156H65ZM68 155H69V157L70 158H72L74 161H72V163H70L71 162V160L72 159H68L69 157H68ZM80 155L81 157H78V156ZM87 155V156H86ZM90 155V156H89ZM134 155H137V157L136 156H134ZM143 155V156H142ZM29 156V155H28ZM62 156H65V157H62ZM74 156V157H73ZM75 156H77L76 158H83L82 159V162L81 163H76L77 161H78V159L76 160V158H75ZM89 156V157H88ZM92 156H93V161L90 163V160H91V158H92ZM95 156V157H94ZM126 158L127 156V158L125 159L124 157ZM132 158H131V157ZM134 156V157H133ZM202 156H204V157H202ZM245 155H240L239 157H244ZM15 158V159H17L18 160V162H20V164L18 163V162H16L17 160H13V159H11V158ZM107 157V158H106ZM123 157V158H122ZM130 157V158H129ZM146 157V158H145ZM158 157H161L160 159H158ZM198 157V159H201V158H199ZM209 157V156H208ZM56 158V159H55ZM67 158V159H66ZM85 158V159H84ZM89 158V160H87ZM98 160H96V159ZM153 158V159H152ZM184 158H186V156H184ZM197 158V157H196ZM12 160V161H10V160ZM30 159H31V161H30ZM33 159V160H32ZM40 159V160H39ZM106 159V160H105ZM133 159H134V162L136 163V164H134V162L132 163V161H133ZM140 159H142V160H140ZM229 159H226V160H229ZM37 160V161H36ZM55 160V161H54ZM66 160V161H65ZM69 160V161H68ZM129 160V161H128ZM155 160V161H154ZM9 161H10V163L11 164H16L15 166H16V169H11V168H8V166L9 165H11L10 163H9ZM32 163V164H30V162ZM35 161V163H33ZM39 161V163H36V162H38ZM53 161V162H52ZM57 161V162H56ZM95 161H96V163L98 162L99 164H105V163H109V165H108V167L106 166H101V165H99L98 163L97 164H95ZM102 161H106V162H102ZM108 161V162H107ZM126 161V162H125ZM152 162V164H151V162ZM157 161V162H156ZM49 164H48V163ZM54 162H56L55 164H54ZM74 162H75V164H74ZM114 162H115V167H112V166H114L113 164H114ZM118 162H120V164L118 163ZM168 162V163H167ZM198 162V161H197ZM17 163L19 164V166H22V167H19L18 165H17ZM22 163H23V165L25 164V163H27L26 165L27 166H23L22 165ZM61 163H62V165H61ZM92 163H94V168L92 167L93 165H92ZM113 163V164H112ZM116 163H118V165L120 166H122V168L124 169V167H125V165L127 166V165H129V166H131V167H126L124 170L121 168V166L120 167H118V165L116 164ZM123 163V164H122ZM138 163H141L142 165H138ZM9 164V165H8ZM40 164V165H39ZM53 164H54V166H53ZM68 164V165H67ZM70 164V165H69ZM73 164V165H72ZM82 164H83V166H82ZM86 164H88L89 166H87V168H85L84 170H83V168L85 167V165ZM107 164H105V165H107ZM147 164V165H146ZM32 165H34V171H33V169H31V167H32ZM36 165H38L37 167H36ZM45 165V166H44ZM59 165V166H58ZM66 167H65V166ZM74 165H75V167H74ZM80 166V167H78V166ZM92 165V166H91ZM116 165H117V167L119 168H116ZM132 165H133V167H132ZM143 165H145L146 167L148 166L149 168H144L142 171H141V169L143 168V167H145V166H143ZM153 165V166H152ZM31 166V167H30ZM50 166L51 167H53V168H50ZM56 166V167H55ZM58 166V167H57ZM63 166V167H62ZM69 166V167H68ZM77 166V167H76ZM98 166H101L102 168H104L103 170H101L102 168L101 167H98ZM111 168H110V167ZM137 166V170H135L136 167ZM165 168H164V167ZM17 167H18V169H17ZM29 167V168H28ZM38 167H40V168H38ZM43 167V168H42ZM45 167V168H44ZM60 167H62L61 168V170H60ZM95 167H96V169H95ZM140 167H142V168H140ZM23 170H22V169ZM43 169V171H42V169ZM46 168H47V170H46ZM50 168V169H49ZM59 168V169H58ZM63 168H65L64 170H67V168H68V171H67V174H70V171L72 170V168L74 169V168H76V170L74 169V170H72L71 171V174L72 173H75L74 171H76V174L74 175V176H76V177H78L79 179H80V177H83L84 179H80V181H83V184L85 185V186H82L81 185V182L79 181V179L78 180H76L78 183H80V184H78L76 181H75V183H77V184H73L74 182V180L76 179V177H74L75 179H73V177L72 176H70V177H72L71 179H73V183H72V186L70 185L71 183H69V182H71V179L69 178V176H66V178H65V175H66V172L65 171H63L64 173H63V175L61 174V173H59L58 174V170H60V172H62V169ZM69 168H70V170H69ZM77 168H78V171H77ZM92 168V169H91ZM98 168V169H97ZM113 168H114V171H113ZM133 168H134V170H133ZM140 168V169H139ZM150 168H152L151 170H155V171H150ZM184 169H190V168H188V167H183ZM8 169H11V171H8ZM32 171H31V170ZM37 169H39V170H37ZM79 169H81V172L83 171V173L84 172H86V173H91V174H80L81 172L79 171ZM94 169V170H93ZM110 169V170H109ZM116 169V170H115ZM123 171H122V170ZM131 171H130V170ZM148 169H149V171H148ZM166 169V170H165ZM13 170V171H12ZM16 170H20V175H19V178H17L18 176V174H15V173H18ZM26 170V171H25ZM29 172H28V171ZM53 171V170H55V171H53L52 172V174L49 172V171ZM57 170V171H56ZM86 170V171H85ZM106 170V171H105ZM127 170H129V172H127ZM36 171V172H35ZM40 171V172H39ZM91 171V172H90ZM109 171V172H108ZM122 171V172H121ZM139 171V172H138ZM145 171V172H144ZM146 171H148V173L146 172ZM204 171V170H203ZM203 171H201V169L198 171V172H203ZM3 172H1L0 171V175L3 173ZM15 172V173H14ZM26 172H28V174L26 173ZM31 172L33 173L32 175H30L31 174ZM37 172H39L40 174L38 175V173ZM55 172V173H54ZM69 172V173H68ZM80 172V173H79ZM115 172H117L116 174H118L119 175V177H120V179H119V177H118V175H116L115 174ZM133 172V174H135V175H137V176H135V175H133V174H131V173ZM138 172V174L140 173V172H142V173H140L139 175L138 174H136V173ZM151 172V173H150ZM153 172V173H152ZM161 174H160V173ZM166 172V173H165ZM233 172L235 173L236 172V170H233ZM3 173V174H4ZM13 175H12V174ZM22 173V174H21ZM27 175H26V174ZM30 173V174H29ZM36 175H35V174ZM49 173H50V176H49ZM97 173L99 174H105V173H107V175L106 176H110V173L113 175V177H111V178H114V177H116V180L117 181H119V182H115V183H109V182H106L107 180H109L108 179V177L106 178V177H104V178H102V176H100V175H98V176H100V177H98L97 176ZM144 173H146V174H144ZM204 173V172H203ZM205 173H207L209 176L210 175H218L217 174V172L216 171H210V172H205ZM27 176H25V175ZM44 174L46 175L45 177H43L44 176ZM57 174V175H56ZM61 174V175H60ZM92 174H93V176H92ZM115 174V175H114ZM154 174H156V175H154ZM167 174V175H166ZM11 175V176H10ZM15 175V176H14ZM43 175V176H42ZM94 175H95V177H94ZM133 175V176H132ZM153 175V176H152ZM16 177V180H17V182L20 184H18L17 182H15V184H14V180L13 181H11V182H13V185H12V183L10 184L9 183V179H11L12 177ZM25 176V177H24ZM34 176H36V177H34L36 180H32V179H34L33 177ZM54 176H56V178H54ZM58 176V177H57ZM86 176H88L89 178V180L90 181H87V177ZM97 176V177H96ZM159 176H162V177H160V178H158ZM240 176H242V175H240ZM11 177V178H10ZM13 177V178H14ZM24 177V178H23ZM30 177V179H27V178H29ZM42 177V179H40ZM59 177L61 178V179H59ZM62 177H63V179H62ZM67 177H68V180L70 179V181H67ZM92 177V178H91ZM94 177V178H93ZM135 177V178H134ZM137 177V178H136ZM153 177V178H152ZM155 177H157V178H155ZM164 177V178H165ZM9 178V179H8ZM12 178V179H13ZM44 178V179H43ZM54 178V179H53ZM96 178V179H95ZM134 178V179H133ZM183 178V179H182ZM243 178V177H242ZM262 178V177H261ZM25 179H27V180H25ZM37 179L39 180L40 179V181H37ZM91 179H93V180H91ZM102 179H104V181L106 182H103V180ZM107 179V180H106ZM119 179V180H118ZM125 179V180H124ZM127 179H129V182L127 183ZM133 179V180H132ZM153 179V180H152ZM155 179V180H154ZM174 179H176V180H180V181H183V182H185V183H187L189 186H186V187H184L183 189L184 190H188V192L187 193H184L186 196H183V195H180V196H182V200H184V201H182V200H178V199H176L177 197H173L171 194H169L170 192L167 190V188H163V191L162 192H158L159 194H161L162 196H164V195H166V197H167V199H166V203H164L163 205H162V207H158V210H157V206L155 205V204H153V205H155V206H153L152 204V208L153 207H155V208H153L152 209V212L154 213L153 215H156V213H160L162 216H163V218L165 219L167 216V218H169V219H167V221H166V219L164 220L163 218H162V216H161V219L164 221V223H168L169 224V226H174L175 227V230L176 231H178V234H179V231H180V234L178 235L181 239L182 238H184V241H186V243H190L189 245H191L193 242L195 243H193L192 244V246L193 247H195L196 246V244L197 243H201V242H205L206 240L204 239V237H202V235L203 234H206V233H202L201 232V234H200V231L199 230H201L202 231V226L201 225H203L202 224V222H201V220L200 221H195L192 217H188V218H186L187 216H185V215H183V214H181V215H183L182 216V219H177V217H179V218H181V215L180 214H178V211L180 212V211H182V210H185V211H183V212H188V211H190V212H192V209H194L193 211L195 212H198V214H201V215H205V211L204 210H202V209H204V207L205 208H207V206H209V208H211V207H213L214 205V207L213 208H215L216 206L217 207H219V201H221V197H220V195L221 194H219V190H217V187H216V185L218 186L220 183L219 182H222V181H217V180H215L214 178H208V177H206V176H203V175H198L197 174V176H195V178H185V177H181V176H178V177H174ZM193 179V180H192ZM8 180V181H7ZM15 180V181H16ZM32 180V182H29V181H31ZM63 180H64V182H63ZM99 181L98 183H96L95 184V181ZM100 180L102 181V182H100ZM115 180V181H116ZM246 180V181H245ZM247 180L248 179H243V180H241V182L240 181H238L239 182V184L242 186V187H240L241 188V190H242V193H243V191H245L246 190V188L244 187V183H247ZM21 181V182H20ZM33 181H35V182H33ZM54 181V182H53ZM58 181V182H57ZM66 181V182H65ZM85 181V182H84ZM91 181H92V183H91ZM124 182V187H123V182ZM133 182V183H131V182ZM249 181H251V180H249ZM37 182V183H36ZM38 182H40V183H38ZM60 183L59 185L61 186V182H62V185H64L63 187H61L62 188V190H61V188H60V186L57 184V183ZM122 182V183H121ZM137 184H136V183ZM148 182V183H147ZM227 182H230V181H228L227 180ZM227 182H225V183H227ZM260 182V181H259ZM259 182L258 181H255V183L258 185L259 184ZM29 183H33V184H35L34 186H32L31 184H29ZM68 183V184H67ZM86 183L88 184L87 186H86ZM105 183V184H104ZM125 183H127V187L125 186L126 184ZM130 183V184H129ZM135 183V184H134ZM139 183V184H138ZM224 183V182H223ZM8 184H9V187H8ZM23 184V185H22ZM26 184V185H25ZM39 184V185H38ZM40 184H42V185H40ZM91 184V185H90ZM95 186V187H89V186H93V185ZM111 184H113L112 186H111ZM115 184H116V186H118V187H116L115 186ZM141 184V185H140ZM143 184V185H142ZM59 186L58 188H55V186ZM65 185H67L66 187H68V188H70V189H68L67 188V190H64L65 188ZM74 185V186H73ZM82 186V187H80V186ZM109 185V186H108ZM131 185H134V187L133 186H131ZM192 185H193V187L194 188H196V186H198L196 189H194V190H196V191H194L193 189H192ZM196 185V186H195ZM13 186V187H12ZM15 186V187H14ZM20 188L21 186L22 187H24V188H22L23 190H22V192L21 191H16L17 189H18V187ZM29 186V187H30ZM110 186L111 187H115V189H114V187L113 188H111L110 189ZM137 186V187H136ZM7 187L8 188H11L10 190H8L7 189ZM17 187V188H16ZM86 187V188H85ZM87 187H89V188H87ZM131 188L132 190H130L129 189V191H131L130 193H129V195L127 194H125V193H122L123 192V189L124 190H126V188ZM191 188V189H189V188ZM200 187V188H199ZM12 188H14L13 190L14 191H12ZM21 188H20V190H21ZM64 188V189H63ZM74 188V189H73ZM82 188V189H81ZM86 190H85V189ZM97 190H96V189ZM119 188H121V189H119ZM186 188V189H185ZM215 188V189H214ZM259 189H256V190H253V191H260V192H262V193H264V190H262L260 187H258ZM57 189V190H56ZM60 189V190H59ZM117 189V190H116ZM136 189V190H137ZM165 189V190H164ZM198 189H200V190H198ZM255 189V188H254ZM19 190V189H18ZM89 190V192H90V194H91V192H93L92 193V198H91V196H90V194H89V192H87ZM93 190H96V192L95 191H93ZM114 190V191H113ZM214 190L216 191V192H218V193H216V192H214ZM5 191L6 192H8V193H5ZM54 193H53V192ZM56 191V192H55ZM64 193H63V192ZM83 193H82V192ZM110 191V192H109ZM112 191V192H111ZM198 191H200V192H198ZM204 191V192H203ZM211 191H213V195H211ZM14 192V193H13ZM17 192V193H16ZM18 192H20V195L19 196H17L18 195ZM48 192V193H47ZM86 192V193H85ZM115 192V193H114ZM167 192H169V193H167ZM195 192V193H194ZM202 192V193H201ZM7 194V195H5V194ZM9 193H12V195L14 196V194H16L15 195V198H17L18 200H16V199H13L14 201H13V203H12V201H8V200H10L9 198H10V195H9ZM27 193V194H26ZM37 193V194H36ZM53 195H52V194ZM57 193V194H56ZM62 196L63 194V197H61L59 194ZM70 193V194H69ZM97 193V194H96ZM121 193V194H120ZM203 193H205L204 195H206V196H204L203 195ZM208 193H210V194H208ZM23 194V195H22ZM49 194V195H48ZM51 194V195H50ZM54 194H56L55 196H54ZM66 194V195H65ZM69 194V195H68ZM119 194H120V197H122V195H123V199H122V201L121 200H119L118 201V203H119V205H121V208L124 206L125 207V205H126V207H125V209H124V207L122 208V210H119V209H117V207H119L120 208V206L118 205H116V207L114 206V208L112 207L113 205H111L110 203H108V201L110 200L111 201V198H113V197H115V196H113V195H116L117 197H119ZM201 194H202V198H201ZM219 196H218V195ZM58 195V196H57ZM208 195V196H207ZM2 196V197H3ZM52 196V197H51ZM55 198H54V197ZM66 196V197H65ZM130 196H131V198H130ZM187 196H189L188 198H187ZM204 196V197H203ZM59 197V198H58ZM89 197V198H88ZM95 197H97V199H95ZM99 197V198H98ZM101 197V198H100ZM111 197V198H110ZM126 197H128V199L129 200H127L126 199ZM170 197V198H169ZM209 198V199H207V198ZM213 197V198H212ZM220 197V199L218 200H216V198H219ZM22 198V199H23ZM53 198V199H52ZM64 201V200H66L67 201V203L66 202H63V203H61L62 205L60 206V205H58V204H60V201H61V199ZM108 198H110L109 200H107ZM168 198L170 199V200H168ZM173 198H175V200L173 199ZM184 198V199H183ZM56 199V200H55ZM57 199H59V201L57 200ZM67 199H69V201L67 200ZM92 199H95V200H92ZM99 199V200H98ZM119 199H121V198H119ZM125 199L127 200V202L125 201ZM131 199V200H130ZM189 199H190V201H189ZM209 200L210 201V204H208L209 203V201H207V200ZM6 200V201H5ZM31 201L30 203H33L34 201ZM48 200H50V201H48ZM89 200H91V201H89ZM177 200V201H176ZM187 200V201H186ZM202 201L201 203H200V201ZM206 200V201H205ZM213 200H216V201H213ZM30 201V200H29ZM56 201H58V204H55L54 205V203L56 202ZM125 201V202H124ZM169 201V202H168ZM176 201V202H175ZM180 201V202H179ZM189 201V202H188ZM26 201H24L23 203H24V206L25 207H23L20 211H22V212H24L25 210H27L28 208H32V206H29V202H27V206H26V203H25ZM50 202V203H49ZM53 202V203H52ZM70 202V203H69ZM178 202H179V204H178ZM187 202V203H186ZM206 202H207V204H206ZM213 202V203H212ZM217 204L218 202V204L216 205L215 203ZM2 203V204H1ZM18 203V204H17ZM52 203V204H51ZM57 203V202H56ZM83 203V204H82ZM124 205H123V204ZM170 203H171V205H170ZM175 203V204H174ZM176 203H177V205H176ZM184 203V204H183ZM203 203V204H202ZM3 204V205H4ZM19 205L20 204V206H17V205ZM53 206H51V205ZM166 204V205H165ZM172 204H174V206L172 205ZM183 204V205H182ZM198 204V205H197ZM201 206H200V205ZM57 205V206H56ZM67 205V206H66ZM86 205V206H85ZM92 205V206H91ZM123 205V206H122ZM164 205H165V207H164ZM168 205L170 206V208L168 207ZM185 205V206H184ZM191 205V206H190ZM205 205V206H204ZM54 206H56V207H54ZM60 206V207H59ZM64 206V207H63ZM172 206L174 207V208H172ZM189 206H190V208H189ZM192 206H193V208H192ZM196 206V207H195ZM199 206V207H198ZM20 207V208H19ZM28 207V208H27ZM37 207H39L38 205H37ZM41 207V206H40ZM49 207V208H48ZM63 207V208H62ZM66 207H68V208H66ZM110 207H112V208H110ZM129 209H128V208ZM132 207V208H131ZM148 207H149V205H148ZM183 207V208H182ZM201 207V208H200ZM72 208V207H71ZM115 208L117 209V210H115ZM120 208V209H121ZM159 208L160 209H163L164 208V210L163 211H165V212H161L162 210H159ZM169 208V209H168ZM175 208H176V210H175ZM180 208H181V210H180ZM12 209V210H13ZM39 209V208H38ZM126 209H128V211H126ZM173 209V210H172ZM191 209V210H190ZM201 209V210H200ZM215 209H218V208H215ZM54 210V209H53ZM110 210V211H109ZM119 210V211H118ZM150 211H151V209H149ZM158 212H157V211ZM168 210V211H167ZM55 211V210H54ZM54 211L52 212H50L49 213V217L50 218H47V221L48 222H50V221H52V220H56V223H54L53 224V226L51 227L49 224L50 223H48V224H46L45 225V223H47V222H45L44 223V226H43V228H40L39 230H38V228H39V226L38 227H36L35 228V231H33L34 230V228H31V226H29V228H27L26 230L28 231V232H26V235H25V232L24 233H21L20 235H15L14 237L12 236L11 237V234H9V232L7 231V230H5V234H4V237H5V239L7 238V239H10V240H12V239H15V240H12V241H9L8 243H6L5 245L6 246H8L9 244V247H11L12 245H14V246H19L18 248H21V246L19 245V244H21V240L22 239H24L23 240V242H27L26 244H28V247L30 246V244H31V246L33 247H37L38 249H39V247L42 249L40 252L41 253H43L44 255H42V256H45L46 258L45 259H48L49 261H51L52 259H54V260H57V258H58V260L60 261L59 263H61V262H63V263H61V264H75V262L77 263V264H88V263H83L82 262V259H83V256H78L79 254H81V252H78L79 251V247L78 246H75V245H72V244H68V240L69 241H72L73 240V238H74V236H76L77 237V239H79L81 236L83 237V230H82V225H81V220H76L77 222L79 221L80 222V224H79V222H78V224H77V226L74 228V230H73V228H70L71 226V224L69 225L70 227V229H69V231L67 232V235L65 236V233L62 231L63 230V228H64V224L66 223V221H67V218H69V217H71V214H73L74 212H69V211H67V212H69V213H67L68 215H70V216H68L67 214L66 215H63V213L62 212H56V214H58L59 215V213L61 214L62 213V215L64 216H62V215H59V216H57L56 218H54ZM126 211V212H125ZM171 211H175L176 212V214H175V212H174V216H176V218L175 219H177L176 221H175V219L173 218V212H171ZM167 212H170V213H168V215L166 216V214H167ZM195 212V213H196ZM20 213V212H19ZM18 213V214H19ZM91 213V212H90ZM53 214V215H52ZM164 214V215H163ZM51 215L53 216V219H52V217H51ZM92 215V214H91ZM107 215H109V214H106V216ZM128 215H129V218H128ZM170 215V216H169ZM60 216H61V218H60ZM132 216V217H131ZM172 216V217H171ZM200 216V215H199ZM199 216H198V218H199ZM66 217V218H65ZM13 219H12V223L14 222H16V216H13L12 217ZM60 218V219H59ZM63 218V219H62ZM65 218V219H64ZM107 218H109V216L107 217ZM128 218V219H127ZM172 218L174 219V222H172ZM52 219V220H51ZM62 219V220H61ZM123 219V220H122ZM137 219H135V221H137ZM187 219H189V220H187ZM191 219V220H190ZM193 219V220H192ZM57 220H58V222H57ZM61 220V221H60ZM153 220H155V219H152L150 222H152V224L153 223H156V221L154 222ZM162 220H160V221H162ZM170 220V221H169ZM187 220V221H186ZM46 221V220H45ZM63 221V222H62ZM65 221V222H64ZM119 221V222H118ZM126 221V222H125ZM159 221V222H160ZM163 221H162V223H163ZM181 223H180V222ZM183 221V222H182ZM68 222V221H67ZM71 222V221H70ZM122 222V223H121ZM170 222H171V224H170ZM179 222V223H178ZM186 222V223H185ZM201 222V223H200ZM62 223H63V225H62ZM120 223V224H119ZM161 223V222H160ZM161 223V225H163ZM176 223V224H175ZM182 223H184V224H182ZM196 223V224H195ZM57 224V225H56ZM124 224V226H122ZM186 224V225H185ZM187 224L189 225V227H187ZM194 224V225H193ZM60 225H62L63 227H61ZM154 225V224H153ZM181 225V226H180ZM229 225V224H228ZM226 223H225V226L226 227H231L232 225H229L228 226ZM245 225V223L243 224V226H240L239 228L237 227V226H232L231 228H230V230L228 229V228H226L225 227V229H220V228H212V230H214V231H216L217 233H218V231L220 232V230L222 231L221 233H223V236L225 235V236H230L229 234L231 233V236H233V237H235V238H239V239H243V240H245V239H247L248 241H250L251 240V236L253 237L254 236V234L253 233H251V230L253 229V228H249V226L247 225V223H246V225ZM3 225H2V223H0V227H2ZM55 226V227H54ZM78 226H79V229L81 230V231H79V229H76V228H78ZM94 226V228H96V227H99V226H97V225H93ZM92 226V227H93ZM106 226H108V225H105V226H101V227H99V229L97 228V230H98V239H104V238H107L109 235L111 236H114L115 238H116V234H117V236H118V233H119V230L120 229H118V228H116V227H114V229H117V231H114V232H112L110 229H112V228H110L109 230V232H108V230H107V227ZM155 226V225H154ZM179 227V228H178ZM58 228H59V231H58ZM154 228V227H153ZM182 228H183V230H182ZM185 228V229H184ZM186 228H188V230H186ZM201 228V229H200ZM236 228V229H235ZM242 228V229H241ZM249 229V231H248V229ZM1 229V228H0ZM123 229V230H124ZM149 229H152V228H149ZM156 229V228H155ZM178 229V230H177ZM240 229V230H239ZM60 230H61V233H60ZM79 232H78V231ZM100 230V231H99ZM153 230V229H152ZM196 230H198L199 231V233H198V231H196ZM211 230V231H212ZM223 230H225L224 232H223ZM34 232V234H32L33 232ZM70 231H72V232H70ZM87 232L88 231H91V230H89V229H87L86 230ZM195 231V232H194ZM232 231V232H231ZM235 231V232H234ZM7 232H8V235H7ZM63 232V233H62ZM71 234H70V233ZM82 232V233H81ZM96 233H97V231H95ZM111 232V233H110ZM115 232H117V233H115ZM227 232H229L228 234H227ZM238 232V233H237ZM247 232V233H246ZM250 232V233H249ZM2 233V232H1ZM74 233H76V234H74ZM112 233H114V234H112ZM196 233V234H195ZM235 234V236H234V234ZM241 233V234H240ZM28 234H30V235H28ZM78 234H82L81 236L80 235H78ZM184 234V235H183ZM192 234H193V236H192ZM198 234V235H197ZM5 235H7V236H9V237H7V236H5ZM22 235V237L21 238H18V236L20 237ZM23 235H24V237L25 238H23ZM64 235V236H63ZM71 236V237H69V236ZM183 235V236H182ZM195 235H196V238H195ZM207 235V234H206ZM238 235H240V236H238ZM63 236V237H62ZM109 236V237H110ZM111 236V237H112ZM189 236V237H188ZM204 236V235H203ZM224 236V237H225ZM17 237V238H16ZM29 237V238H28ZM75 237V238H76ZM108 237V238H109ZM191 237H192V240H190L191 239ZM226 237V238H227ZM241 237V238H240ZM248 237V238H247ZM70 238V239H69ZM180 238H179V240H180ZM186 238V239H185ZM198 238H199V240H198ZM7 239H6V241H7ZM16 239H17V242H18V244H17V242H16ZM72 239V240H71ZM27 240V241H26ZM92 241H94L93 239H91ZM189 240H190V242H189ZM196 240V241H195ZM15 241V242H14ZM82 241V240H81ZM170 241H172L171 243L173 244V240H168L167 241V243L166 244H168V242H170ZM198 241V242H197ZM211 241H213V238L211 239ZM11 242V243H10ZM34 242V243H33ZM100 242H101V240H100ZM17 245H16V244ZM25 243H22L21 245L24 247H27V245L25 244ZM136 243H138V244H135L134 245V247L131 249V251L133 250V249H142L143 247L140 245L139 246V242H136ZM184 244L183 245V243H181L183 246H181L182 247V252L184 251V254L186 253L185 252V245H187V244ZM255 243V242H254ZM75 244V243H74ZM111 244H112V246H111ZM172 244H169V245H172ZM56 245V246H55ZM61 245V246H60ZM65 246V247H63V248H61L62 246ZM77 245V244H76ZM103 245H105L106 246V248H107V250L106 251H110L109 252V254H104V260H105V262H108L107 264H138V262L137 261H135L134 259L136 258L137 259V255H135V253H133V255L132 254H130L129 252H130V250H124V246H122L121 244H120V246L122 247H120L118 244L117 245H115V244H113V243H111V242H107V243H104ZM143 245V244H142ZM188 245V246H189ZM39 246V247H38ZM45 248H44V247ZM58 246V247H57ZM114 246H116L118 249L114 252L113 250H115L114 248H116V247H114ZM144 246V245H143ZM142 247V248H141ZM180 247V248H181ZM184 247V248H183ZM13 248V247H12ZM54 248V249H53ZM68 248V249H67ZM73 248V249H72ZM108 248H110V249H108ZM179 248V249H180ZM53 249V250H52ZM75 249V250H74ZM58 250V251H57ZM63 250V251H62ZM73 250V251H72ZM77 250V251H76ZM112 250V251H111ZM180 250V251H181ZM9 251V252H8ZM3 250L2 249V251L0 252V258L2 259V260H4V261H14V257L13 256H16V255H18V253H16L15 251H12V252H10V250ZM42 251H44V252H42ZM49 251V252H48ZM62 251V252H61ZM68 251V252H67ZM253 251H256L254 254H257V253H262V251L260 252V251H258L257 249L256 250H253ZM5 254H4V253ZM60 252H61V254H60ZM111 252H114V253H112V254H110ZM119 252V253H118ZM121 252H122V254H121ZM149 252V251H148ZM9 253H12L11 255H13V256H11ZM71 253V254H70ZM72 253H73V255H72ZM116 253V255L114 256L113 254H115ZM141 254H143V252H140ZM140 253H139V255H140ZM263 253H264V251H263ZM10 255V256H8V255ZM63 254V255H62ZM65 254V255H64ZM127 254V255H126ZM180 255H181V253H179ZM178 254V255H179ZM254 254H252V256H253V258H254ZM53 255V256H52ZM60 255V256H59ZM71 255V256H70ZM111 255H113L112 257H110ZM119 255H121V257H119ZM126 255V256H125ZM131 255V256H130ZM135 255V256H134ZM210 255H213V254H210ZM210 255H208V258L206 259V258H202V256H200L201 258H198L197 259V261H199L198 263L199 264H215L216 263V260L214 259V258H212V256H210ZM52 256V257H51ZM58 256V257H57ZM62 256V257H61ZM106 256V257H105ZM144 256V255H143ZM142 256V257H143ZM212 258H210V257ZM251 255H250V258L246 255V256H242L243 258H241V257H239L240 259H238V261H237V264H249V263H246L245 261H247V260H249V259H251V257H252ZM257 256V255H256ZM13 257V258H12ZM110 257V258H109ZM115 257V258H114ZM118 259H117V258ZM141 257V258H142ZM160 258H167V256H165V257H162L161 255L159 256ZM171 258V260H170V258ZM175 257V256H174ZM174 257H172V256H168V258H169V261L171 262L170 264H172L173 262H177V264H180L179 262H180V260L181 259H174ZM62 258V259H61ZM106 258H107V260H106ZM134 258V259H133ZM139 258H140V256H139ZM140 258V259H141ZM144 258V257H143ZM252 258V259H253ZM63 259H64V261H63ZM77 259V260H76ZM133 259V260H132ZM209 259H210V261H209ZM246 259V260H245ZM74 260H76V261H74ZM112 260V261H111ZM144 260H147V259H143V260H140V262H142L143 261V263L142 264H145V263H148V260H147V262H145ZM161 260V259H160ZM160 260H159V262H160ZM175 260V261H174ZM7 261V262H8ZM73 261V262H72ZM78 261H80V262H82V263H78ZM139 261V260H138ZM163 261V260H162ZM161 261V262H162ZM166 261H168V259L166 260ZM165 260L162 262V264H166L167 262H166ZM169 261H168V263H169ZM197 261H195L196 263H197ZM257 260H255V262H256ZM68 262V263H67ZM117 262V263H116ZM145 262V263H144ZM218 262V261H217ZM254 261L253 262H251L250 264H259V263H255ZM258 262H260V260L258 261ZM195 263V264H196ZM197 263V264H198ZM234 264H236V263H234ZM260 264H261V262H260Z\"/></svg>",
  "mask_w": 264,
  "mask_h": 264
}]
</instances>
